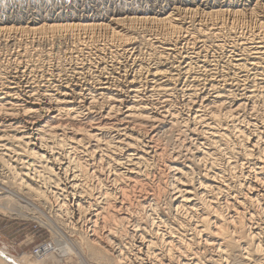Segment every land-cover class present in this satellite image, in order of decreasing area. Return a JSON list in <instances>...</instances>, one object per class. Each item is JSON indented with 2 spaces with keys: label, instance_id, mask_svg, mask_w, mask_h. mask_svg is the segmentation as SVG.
<instances>
[{
  "label": "bare ground",
  "instance_id": "obj_1",
  "mask_svg": "<svg viewBox=\"0 0 264 264\" xmlns=\"http://www.w3.org/2000/svg\"><path fill=\"white\" fill-rule=\"evenodd\" d=\"M248 4V3H247ZM256 4V3H255ZM259 4V3H258ZM257 6V5H256ZM261 8L263 7L264 8V3H262L261 5ZM247 8L249 7L246 6ZM252 7V6H251ZM258 7V6H257ZM247 8H246V11H247ZM259 8V7H258ZM257 8V10H258ZM224 9L220 8V7H212V8H209L208 10L204 9V8H201L199 9L198 7H193V6H184V7H180V8H173L171 9L170 11H164V12H155L153 14H134V15H116V16H113L111 17L109 20H105V21H101V20H94V19H89L87 17H82L81 19H77V20H74V21H62V22H52V23H36V22H33L29 25H10V26H0V32H5V31H11V30H25V29H29V31L31 30H39L42 31V30H52L53 31H59L61 30L59 33L63 31H73V30H89V29H94V28H106V29H109L110 32L109 33H112L115 37H117L118 39L120 40H123L124 43L126 44H131L133 42V39H134V36L132 35H128L127 33H125V28L127 27V30H131L134 23L136 24V22H139V23H144V24H147V23H151V22H154V23H157V24H162V26H165V28L169 31V32H175L176 30H178L180 28V25H182V21H185L183 20L184 17H186L185 15L186 14H190V17L192 15V17H195L197 16L198 14H200L199 16L203 15L205 13V15L209 14V13H215V14H219L220 12H222ZM255 10H253L252 13H254ZM224 12V11H223ZM238 12V11H236ZM243 12V11H240V13ZM203 13V14H202ZM207 13V14H206ZM251 13V15H253ZM210 14V15H211ZM235 14V13H234ZM256 14V13H254ZM264 13H262L261 15H263ZM214 15V14H213ZM237 15V13H236ZM240 15V14H239ZM249 15V13H248ZM260 15V14H259ZM258 15V16H259ZM204 16V15H203ZM243 16V15H242ZM257 16V15H256ZM233 17V16H232ZM202 18V17H201ZM256 19V17H255ZM213 22V21H212ZM257 24V22H255ZM259 26L263 27L264 28V17L260 16L259 18ZM232 24V23H231ZM143 25V24H142ZM153 25V24H152ZM197 25V24H196ZM161 26V27H162ZM220 26V25H219ZM218 26V27H219ZM147 27V26H145ZM160 27V26H159ZM183 27V26H182ZM231 27V26H229ZM195 28V27H194ZM198 31H195L197 32L198 34H200V32L204 29L201 24L199 23L198 24V27H197ZM215 28V26H214ZM222 28V27H221ZM262 28V29H263ZM181 29V28H180ZM185 29V28H183ZM182 29V30H183ZM189 29V28H188ZM228 29V28H227ZM261 29V28H260ZM261 29V30H262ZM103 30V29H102ZM126 30V31H127ZM134 30V29H133ZM164 30V29H163ZM166 30V31H167ZM196 30V29H195ZM211 30V28L209 29ZM220 30V29H219ZM222 30V29H221ZM220 30V31H221ZM47 31L45 33H47ZM56 31V32H57ZM136 31V30H135ZM134 31V33H135ZM181 31V30H180ZM176 32V33H181V32ZM185 31V30H184ZM187 31V29H186ZM205 31V30H204ZM219 31V32H220ZM227 31V30H226ZM34 32V31H33ZM38 32V31H37ZM43 32V31H42ZM88 32V31H87ZM93 32V31H91ZM90 32V34H91ZM168 32V33H169ZM191 32V31H189ZM217 32V31H216ZM215 32V34H216ZM233 32V31H232ZM7 33V32H6ZM30 33V32H29ZM74 33V31H73ZM83 33V32H82ZM89 33V32H88ZM129 33V31H128ZM165 33V32H164ZM188 33V31H187ZM192 33V32H191ZM203 33V32H202ZM210 33V32H208ZM213 32H211V35H212ZM228 33V32H227ZM256 32H254L255 34ZM52 34V33H51ZM54 34V32H53ZM58 34V33H57ZM71 34V33H70ZM132 34V32H131ZM174 34V33H173ZM185 34V33H184ZM182 35L183 36H186V35ZM190 34V33H189ZM193 34V33H192ZM196 34V33H195ZM195 34H193L195 36ZM218 34V32H217ZM74 35V34H71V36ZM85 35V33H84ZM111 35V34H110ZM111 35V36H113ZM134 35V34H133ZM159 35V34H158ZM166 35V34H165ZM169 35V34H168ZM193 35H190V36H193ZM256 35V34H255ZM51 36V35H50ZM59 36V34L57 35ZM62 36V34H61ZM161 36V35H160ZM175 36H178V35H175ZM200 36V35H198ZM197 36V37H198ZM207 36V35H206ZM205 36V37H206ZM253 36V35H251ZM64 37V36H63ZM66 37V36H65ZM73 37V36H72ZM89 37V36H88ZM156 37V36H155ZM167 37V36H166ZM171 37V35H170ZM188 37V36H187ZM201 37V36H200ZM60 38V36H59ZM68 38V37H67ZM78 38V37H77ZM113 38V37H112ZM136 36H135V40H136ZM169 38V37H168ZM196 38V37H195ZM227 38V36H226ZM250 38V37H249ZM248 38V39H249ZM254 38V37H253ZM256 38V37H255ZM69 39V38H68ZM118 39H116L118 41ZM161 39V38H160ZM162 39H164L162 37ZM172 39V38H171ZM189 39V37H188ZM193 39V38H192ZM225 39V38H224ZM244 39V38H243ZM73 40V39H71ZM77 40V39H76ZM75 40V41H76ZM80 40V39H78ZM119 40V41H120ZM147 40V39H146ZM165 40H167L165 38ZM170 40V38L168 39V41ZM179 40V39H178ZM187 40V39H186ZM197 40L198 41V38L197 39H194V41ZM203 40V39H202ZM206 40V39H205ZM226 40V39H225ZM262 40V39H261ZM248 41L247 43H241L243 45V47L241 48V53L240 54H237V56L235 58H233L232 56V59H230V62L233 69L234 70H238V71H242L244 72V76L248 79H250L251 81H253L252 83H255L257 82L258 84L256 86L254 85H248V98H252L253 96L256 95V97L258 98H261L260 96V93L258 94L257 92L259 91L260 92V88L263 89L264 91V68H263V61H264V40L262 41ZM74 41V43H75ZM84 41V40H83ZM119 41L117 43H119ZM122 41V42H123ZM159 41V40H157ZM174 41H176L174 39ZM222 41V40H221ZM73 42V41H72ZM77 42V41H76ZM93 42V41H92ZM163 42V41H162ZM161 42V43H162ZM182 42V41H181ZM181 42H178V43H181ZM187 42L189 43V41L187 40ZM191 42V40H190ZM200 42V41H199ZM204 42V41H203ZM168 43V42H167ZM193 43V42H192ZM202 42H200L201 44ZM232 43V42H231ZM89 44V43H88ZM120 44V43H119ZM135 44V43H134ZM165 44V43H164ZM199 44V43H198ZM91 45V43H90ZM110 45V44H109ZM118 45V44H117ZM122 45V44H121ZM120 45V46H121ZM133 45V44H132ZM151 45V44H150ZM191 45V44H190ZM189 45V46H190ZM194 45V44H193ZM191 45V46H193ZM204 45V43H203ZM220 45V44H219ZM83 46V45H82ZM119 46V47H120ZM159 46V45H158ZM164 46V45H163ZM166 46V45H165ZM188 46V45H187ZM190 46V47H191ZM75 47V46H74ZM118 47V46H117ZM161 47V46H160ZM159 47V48H160ZM188 47V48H190ZM198 47V46H197ZM196 47V48H197ZM235 47V46H234ZM13 48V47H12ZM73 48V46H72ZM76 48V47H75ZM80 48V47H79ZM88 48V47H87ZM94 48V47H93ZM98 48V47H97ZM102 48V47H100ZM133 48V47H132ZM155 48V47H154ZM164 48V47H162ZM176 48H178L176 46V42L174 43H168L167 44V47H166V50H172V51H175ZM186 48V47H185ZM203 48V46H202ZM74 49V48H73ZM123 49V48H122ZM127 49H129L127 47ZM126 49V50H127ZM165 49V48H164ZM187 49V48H186ZM94 50H96L94 48ZM121 50V47L120 49ZM118 50V51H119ZM125 50V49H124ZM132 50V49H131ZM178 50V49H177ZM201 50V49H200ZM203 50V49H202ZM77 51V50H76ZM75 51V52H76ZM102 51V50H101ZM110 51V50H109ZM128 51V50H127ZM160 51V50H159ZM158 51V52H159ZM8 52V51H7ZM163 52V50L161 51ZM170 52V51H169ZM180 52V51H179ZM178 52V53H179ZM190 52V51H189ZM193 52V51H191ZM198 52H200L198 50ZM197 52V50L195 51V54L194 56L189 55L187 54V52L184 54L183 58L185 59V62H186V65L183 68V75H185L184 73H188L189 69L191 67H193L192 65L193 64H196L197 63V56L199 55ZM70 53V52H69ZM77 53V52H76ZM92 53V51H91ZM114 53V52H113ZM117 53V52H116ZM120 53V52H119ZM165 53V52H164ZM172 53V52H171ZM194 53V52H193ZM21 54V53H20ZM57 54V53H56ZM71 54V53H70ZM126 54V53H125ZM159 54V53H158ZM167 54V53H166ZM117 55H119L117 53ZM122 54H120L121 56ZM168 55V54H167ZM166 55V57H167ZM172 55V54H171ZM169 55V56H171ZM176 55V54H175ZM104 56V55H103ZM103 56L101 58H103ZM129 56V55H128ZM174 55H172V58ZM203 56V55H201ZM59 57V56H58ZM76 57V55H75ZM113 57V56H112ZM159 57V56H158ZM163 57V55L161 56V58ZM177 57V56H176ZM229 57V55H228ZM9 58V57H8ZM84 58V57H83ZM96 58V57H95ZM98 58V57H97ZM117 58V57H116ZM120 58V57H119ZM169 58V57H168ZM167 58V60H168ZM182 57H180L181 59ZM182 58V59H183ZM206 58V57H204ZM227 58V57H226ZM78 59V58H77ZM104 59V58H103ZM136 59V58H135ZM150 59V58H149ZM158 59V58H157ZM165 58H163L162 60H164ZM176 59V58H175ZM200 59V58H199ZM75 60V59H74ZM85 60V59H84ZM94 60V59H93ZM101 60V59H100ZM115 60V59H114ZM119 60V59H118ZM117 60V61H118ZM201 60V59H200ZM205 60V59H204ZM91 62V59L89 60ZM169 61V60H168ZM180 61V60H179ZM21 62V61H19ZM18 62V63H19ZM77 62V61H76ZM75 62V63H76ZM79 62V61H78ZM105 62V61H104ZM103 62V63H104ZM113 62V61H112ZM144 62V61H143ZM175 62V61H174ZM183 62V61H182ZM206 62V61H205ZM24 63V62H23ZM31 63V62H30ZM97 63V61H96ZM155 63V62H154ZM171 63V62H170ZM173 63V62H172ZM226 63V61H225ZM228 63V64H229ZM26 64V63H25ZM99 64V62H98ZM159 64H163V63H159ZM158 64V66H159ZM181 64V63H180ZM2 65V64H1ZM7 65V64H6ZM19 65V64H18ZM21 65V64H20ZM35 65V64H33ZM73 65V64H72ZM85 65V64H84ZM87 65V64H86ZM89 65V64H88ZM140 65V64H138ZM142 65V64H141ZM164 65V64H163ZM178 65V63H177ZM203 65V64H202ZM215 65V64H214ZM17 66V65H16ZM24 66V65H23ZM32 66V65H31ZM30 66V67H31ZM82 66V65H81ZM90 66V65H89ZM102 66V65H101ZM144 66V65H143ZM151 66V64L148 65V67ZM158 66H155L154 68H151V69H148L147 70V73L148 75L150 76V79H151V87L154 91H160V92H164V91H169L170 87H168L170 85V83L172 82L173 79V73L175 72H169L167 70H164V69H161L159 68ZM172 66V65H171ZM170 66V67H171ZM176 65H173V68H175ZM213 66V64H212ZM230 66V65H229ZM4 67V66H3ZM35 67V66H34ZM77 67V66H76ZM97 67V66H96ZM138 67V66H137ZM153 67V66H152ZM164 67V66H163ZM180 67V66H179ZM217 67V66H216ZM9 68V67H8ZM7 68V69H8ZM73 68V67H72ZM81 68V67H80ZM87 68V67H86ZM90 68V67H89ZM117 68V67H116ZM115 68V69H116ZM141 68L145 69L144 67L141 66ZM178 68V67H177ZM176 68V70H177ZM194 68V67H193ZM192 68V69H193ZM199 68V67H198ZM208 68V67H207ZM10 69H11V66H10ZM12 69H14L12 67ZM83 69V67H82ZM88 69V68H87ZM85 69V70H87ZM98 69V68H97ZM102 69V68H101ZM168 69V68H167ZM170 69V68H169ZM191 69V70H192ZM197 69V68H196ZM202 69V68H201ZM204 69V67H203ZM202 69V70H203ZM209 69V68H208ZM207 69V70H208ZM221 69V68H220ZM218 69V70H220ZM232 69V68H231ZM232 69V70H233ZM6 70V69H4ZM9 70V69H8ZM30 70V69H29ZM28 70V72H29ZM79 70V69H78ZM90 70V69H89ZM105 70V69H104ZM126 70V69H125ZM136 70H140V69H136ZM171 70V69H170ZM199 70V69H197ZM196 70V71H197ZM206 70V69H205ZM223 70V69H222ZM221 70V72H222ZM14 71V70H13ZM7 72V74H11V76H7L6 78H2L4 80H1L2 83H1V86H0V110L2 109H9V107H12L13 105H16L17 104V101L19 100V95L17 94L18 91L20 92V80H17L19 79L20 77H18V75H20L22 72H25V69L21 70V68H19L18 66L15 68V71L14 72ZM32 71V70H31ZM30 71V72H31ZM71 70H69L70 72ZM74 71V70H73ZM81 71V69H80ZM91 71V70H90ZM141 71V70H140ZM194 71V70H193ZM210 71V70H209ZM216 71V70H215ZM225 71V69H224ZM223 71V72H224ZM230 71V69H229ZM237 71V72H238ZM5 72V71H4ZM27 72V73H28ZM75 72V71H74ZM73 72V73H74ZM88 72V71H86ZM99 72V71H98ZM101 72V70H100ZM106 72V71H104ZM195 72V71H194ZM206 71H204L203 73H205ZM208 72V71H207ZM211 72V71H210ZM220 72V74H221ZM6 73V72H5ZM26 73V74H27ZM53 73V72H52ZM78 73V72H77ZM109 73V72H108ZM124 73V72H123ZM138 73V72H136ZM146 73V74H147ZM191 73V72H190ZM235 73V72H234ZM232 72V75L234 74ZM1 74V73H0ZM14 74V75H13ZM54 74V73H53ZM51 74V75H53ZM57 74V73H56ZM68 74V73H67ZM80 74V73H79ZM84 74V73H83ZM104 74V73H103ZM107 74V73H105ZM111 74V73H110ZM140 74V73H139ZM138 74V75H139ZM176 74V73H175ZM181 74V73H180ZM195 74V73H194ZM201 74H202V71H201ZM206 74V73H205ZM212 74V73H211ZM214 74V73H213ZM219 74V73H218ZM225 74V73H224ZM30 75V74H28ZM59 75V74H57ZM55 75V76H57ZM69 75V74H68ZM74 75V74H73ZM81 75V74H80ZM89 75V74H88ZM94 75V74H93ZM98 75V74H97ZM102 75V74H100ZM124 75V74H123ZM138 75L136 74V76L138 77ZM182 75V74H181ZM200 75V74H199ZM215 75V74H214ZM242 75V74H241ZM21 76V75H20ZM25 76V75H24ZM33 76V75H32ZM50 76V75H49ZM86 76V75H85ZM131 76V75H130ZM129 76V77H130ZM133 76V75H132ZM145 76V75H144ZM142 76V77H144ZM194 76V75H193ZM198 76V75H196ZM195 76V77H196ZM205 76V75H204ZM209 76V74H208ZM212 76V75H210ZM217 76V74H216ZM228 76V75H227ZM235 76H236V73H235ZM1 77V75H0ZM65 77H67L65 75ZM72 77V76H71ZM81 77V76H79ZM83 77L82 76V80H83ZM97 77V76H96ZM95 77V78H96ZM102 77V76H101ZM100 77L99 80H97L98 82H96V80H94L96 82V86L95 88L93 89H87L85 91H83L80 87H79V84L77 83V80L75 81V83H71V82H65L64 80V84L60 85L59 86L57 85V88L54 89H48L47 87L44 86V89H39L38 90V87L35 86V81L34 82H30L29 85L27 86L28 89L23 91V99L25 101V103L22 105H20L21 107V111H22V117H9V116H1L0 115V195H5L8 193V195L6 196V199L10 202H12V200L15 201V199L17 198L19 200L20 196H26L28 197V199H33V200H36L37 202L41 203V204H45V203H49L50 201L53 200V202H55L57 208L56 209H53L52 211H54L56 214L55 216L57 217V222L61 225H66L69 229H72L73 231H77L79 232L83 239L79 242V246L82 247L83 249H88L89 251V256L91 257L89 261H94L93 264H205L204 262H202L204 259H200L199 258V255L201 256V254L205 252H201V254H199L200 252H198V248L195 247V244H194V241L195 239L193 240L191 237L187 238L186 237V233L184 234L182 231L185 232V230H180V228H177L175 226H173V223L171 224L167 218H165L163 216V214L161 213V209L159 208V201L156 200L155 198H146L148 196H146L145 198L140 197V200H134L136 206H133L134 204H132L129 200V199H124V198H107V197H104L103 198H98V197H89V195L91 196V194L89 195H84V193H90V184H89V177H91L90 175L92 174V171H91V174L88 173V170H87V167L86 165V162L82 159V157L79 154V148L82 147V138L80 139H77V133L80 137H93L95 138L94 140H98L97 143H99V139H97V137H99V128H100V125H98V128L97 127H94L95 125H89V127H92V128H82L81 126L78 127V131L80 132H77V128L76 131V135H74V133L72 132L73 135H70V136H66V135H58V134H55L56 131H54L55 133L54 134H50L49 132L47 133V131L45 130V127L46 126H49L50 127V123H48L50 120H58L57 118H61L63 116L69 118V119H72V121L74 120V118H76V115H78V113L80 112V108L82 109L83 107H86V110L87 108L90 109L92 107H94L96 105V102H98L99 99H106L108 102H109V106L106 107V109H101L100 107L102 106L101 103L103 102H100V107L98 109H101V110H98L100 111L99 114H102L104 115L103 113L105 112H110L111 111H118L120 114H122L123 116L122 117H131V116H136V117H143V118H147V120H150L148 118H153L155 117V115H157L158 113L154 112V111H151V108H148L145 103L141 100V98H139V85H138V82L136 81V79L134 78L135 76H133V78H130V80H128V89L126 90V95L122 96V91L120 89L122 88H118L116 87V93L114 91H112L113 89V86L111 88V84H109V82L105 79L103 81V79ZM107 77V76H106ZM111 77V76H110ZM122 77V76H121ZM128 77V78H129ZM178 77V76H177ZM215 77V76H214ZM224 77V76H222ZM226 77V76H225ZM230 77V76H229ZM239 77V76H238ZM242 77V76H241ZM244 77V78H245ZM22 78V76H21ZM68 78V77H67ZM70 78V77H69ZM73 78V77H72ZM94 78V79H95ZM108 78V77H107ZM126 78V77H124ZM141 78V77H140ZM148 78V77H147ZM179 78V77H178ZM182 78V77H181ZM198 78V77H197ZM205 78V77H204ZM202 78V79H204ZM211 78V77H210ZM218 78V77H217ZM236 78V77H235ZM243 78V79H244ZM245 78V79H246ZM85 79V78H84ZM109 79V78H108ZM120 79V78H119ZM118 79V80H119ZM139 79V77H138ZM146 79V77H145ZM183 79V78H182ZM181 79V81H182ZM199 79H200V76H199ZM219 79V78H218ZM224 79V78H223ZM227 79V78H226ZM225 79V80H226ZM242 79V81H243ZM67 80V79H66ZM81 80V81H82ZM144 80V79H143ZM148 80V79H147ZM146 80V81H147ZM178 80V79H176ZM186 80V79H184ZM190 80V79H189ZM193 80V79H192ZM207 80V79H206ZM230 80V79H229ZM238 80V79H237ZM20 81V82H19ZM28 81V80H27ZM30 81V80H29ZM55 81V80H54ZM61 81V80H60ZM79 81V80H78ZM85 81V80H84ZM122 81V80H121ZM142 81V80H141ZM145 81V83H146ZM179 81V80H178ZM195 81V79H194ZM201 81V80H200ZM219 81V80H218ZM224 81V80H223ZM249 81V80H247ZM73 82V81H72ZM93 82V81H92ZM113 82V81H112ZM127 82V80H126ZM150 82V81H149ZM180 82V81H179ZM199 82V81H198ZM204 82V81H203ZM212 82V81H211ZM225 82V81H224ZM236 81H234L233 83H235ZM239 82V81H237ZM22 83V82H21ZM37 83V82H36ZM41 83V82H40ZM62 83V82H61ZM84 83V82H83ZM81 83V84H83ZM114 83V82H113ZM118 83V82H117ZM176 83V82H175ZM173 82V84H175ZM200 83V82H199ZM206 83V82H205ZM226 83V82H225ZM230 83V82H229ZM39 84V83H38ZM37 84V85H38ZM93 85V83H91ZM143 84V83H141ZM172 84V85H173ZM198 84V83H197ZM196 84V85H197ZM204 84V83H202ZM208 84V83H207ZM218 84V83H217ZM228 84V82H227ZM240 84V82H239ZM243 84V83H242ZM260 84H262L260 86ZM114 85H116L114 83ZM180 85V84H179ZM193 85V84H192ZM195 85V84H194ZM205 85V84H204ZM211 87L213 86V84L211 85V83L209 84ZM207 85V86H209ZM221 85V84H220ZM232 85V84H231ZM237 85V84H236ZM235 85V86H236ZM241 85V84H240ZM49 86V85H48ZM51 86V85H50ZM53 86V85H52ZM89 86V85H88ZM95 86V85H94ZM127 86V85H125ZM142 86V85H141ZM140 86V87H141ZM217 86V85H216ZM222 86L223 83H222ZM230 86V85H229ZM228 86V87H229ZM244 86V85H242ZM180 87V86H179ZM196 87V86H195ZM193 87L194 89L192 88H189L187 90H196L197 87L195 88ZM202 87V86H200ZM210 87V89H211ZM215 87V86H214ZM231 87V86H230ZM257 87V88H256ZM40 88V87H39ZM47 88V89H45ZM89 88V87H87ZM126 88V87H125ZM146 87H144L145 89ZM174 88V87H172ZM176 88V87H175ZM184 89L186 87H183ZM188 88V87H187ZM205 89L207 87H204ZM209 88V87H208ZM213 88V87H212ZM238 88V87H237ZM242 89V87H240ZM247 88V87H246ZM259 88V89H258ZM84 89V88H83ZM149 89V88H148ZM182 89V88H181ZM199 89V87H198ZM209 89V90H210ZM225 89V87L223 88ZM229 89V88H227ZM240 89V90H241ZM245 89V88H244ZM85 90V89H84ZM123 90V89H122ZM143 90V89H142ZM146 90V89H145ZM176 90H179L180 91V88L179 89H176ZM190 90V91H191ZM203 90V89H202ZM219 91L222 90V89H218ZM239 90V88L237 89ZM239 90V91H240ZM147 91V90H146ZM145 91V92H146ZM152 91V90H151ZM153 91V92H154ZM173 91V90H172ZM213 91V89L211 90ZM225 91V90H224ZM231 91V90H230ZM237 91V92H239ZM114 92V93H113ZM149 92H150V89H149ZM152 92V93H153ZM159 92V93H160ZM175 92V90H174ZM177 92V91H176ZM175 92V93H176ZM185 92V91H183ZM197 92V91H196ZM199 92V91H198ZM197 92V93H198ZM206 92V91H205ZM223 91H221L220 93H222ZM243 92V91H242ZM22 93V92H21ZM148 93V92H147ZM150 93V94H152ZM155 93V92H154ZM159 93L156 92V94L158 95ZM167 93V92H166ZM180 93V92H179ZM195 92H193L194 94ZM212 93V92H210ZM209 93V94H210ZM215 93V92H214ZM226 94V92H224ZM231 93V92H230ZM246 93V92H245ZM259 96H257V94ZM264 93V92H263ZM143 94V92H142ZM164 94V93H163ZM169 96H170V92H168ZM167 94V95H168ZM171 94H174V93H171ZM181 94V93H180ZM189 95L191 93H188ZM239 94V93H238ZM236 94V95H238ZM241 94V93H240ZM146 95V94H145ZM149 94H147L146 96H148ZM155 95V94H154ZM156 95V96H157ZM196 95V94H195ZM199 95V94H198ZM223 96H226L222 93ZM222 95H219L218 94V91L216 94H213L212 96L210 95V98H205V99H202V100H199L201 102H198L199 105H197V109H195L194 112V116H193V121H199L200 122V127L197 128V134H199L200 136V139H201V142L199 143L198 142V145L200 146V149H198V153H199V161L201 162L202 159L204 161V163L202 164H207V162L211 165V166H215L217 165L216 164V158H213V154H212V149L214 150V147H216V149H219L220 152L222 153H225L226 156L228 155H233V154H238V158H240L242 161L245 160V162L247 164H249L248 166V174H247V171L245 172L246 175H249V174H253L255 180L252 179H247L248 176H243V172L244 170L243 167H240V166H243L242 163L240 164L239 166V169H240V175H238V177L236 176L237 178V182L239 184H237V186L239 185V187H242V189L245 191L242 192L244 194L243 196V200H240L238 199L239 196L235 197H229L225 200L224 202V206H221V202L219 203L216 198L218 197H215L216 193H219L223 190V188H227V187H230L233 186H227L228 183H225V179H223L224 177L222 175H220L219 173H217V171L215 172L214 169L212 170L211 169V166H210V170H206L205 173L202 172V174L200 175L199 174V178L198 179H195V176L192 174L194 171H191V168L188 167H183V166H178L175 164H172L169 165L171 168H173V172H174V187H172L174 190H175V195L173 196L172 199H170L169 197V204L171 207L174 208V211L180 213L183 212V210H185V212H189L190 214H193L192 212H194L196 209L200 210L199 213L198 211L196 212V216H197V219L198 221H194L196 223H199V225L195 224V228L193 230L197 231L198 235L201 236L200 234H206L203 238H204V251L205 250V244H210V246H213V244L216 243V245L219 247L218 251L221 253L223 252L222 254H224L225 251H229L231 249H234V248H238L240 247L239 246V240L236 239L237 237V233H241L244 234V236H240V240L242 239L244 241V244L245 246L242 248H239V249H243L244 252H242L239 256H230V253H228L227 255L230 256L231 258H235V257H238L237 260H240L241 263H248L249 261L250 264H256V263H263L264 264V242H262V240L259 239V237L257 236L258 235V232H256V228L254 227H251V228H254V229H250L249 231L247 230L246 228V225H245V219L246 218H250L252 217V215L250 216L248 213V217H246V212L244 211V205L246 204V202H249V204H259L261 205L262 209L260 212L264 213V155H263V150H264V147L262 146V142L263 141V138H264V120L262 118V120H260V122H258V120L256 119V121L254 120V122L251 120L248 121V123H246L247 119L245 118V125L246 126H243L244 123H242V126L238 124H236L234 122L235 120V117H237V115L234 117V116H231L233 115L231 113V111L233 112L235 109H237L238 107H234L235 109L232 108V110H229L230 113L227 114L230 119V116H231V119H230V124H227L225 121L229 120L228 118H223L225 113H223L222 110H226L227 107H230L227 106L225 108V105H224V101H222L221 99V96ZM227 95H230L229 93ZM234 95V93H233ZM244 95V94H243ZM11 96H16L14 97V99L16 100V102H13V98H11ZM144 96V95H143ZM150 96V95H149ZM166 96V95H165ZM188 96V95H187ZM186 96V97H187ZM193 98L194 96L191 95ZM197 96V95H196ZM195 96V97H196ZM206 96V95H205ZM232 96V95H231ZM242 96V95H241ZM145 97V96H144ZM151 97V96H150ZM158 97V96H157ZM164 97V96H163ZM172 97V95H171ZM170 97V98H171ZM174 97V96H173ZM178 97V96H177ZM189 97V96H188ZM187 97V98H188ZM230 97V96H229ZM233 97L235 98V96H232V99ZM240 97V96H239ZM246 97V98H247ZM255 97V99H256ZM264 97V96H263ZM41 98L45 99L44 102L41 101ZM148 98V97H147ZM167 98V97H165ZM190 98V97H189ZM204 98V97H203ZM237 98V97H236ZM244 98V97H243ZM150 99V98H149ZM161 99H164V98H161ZM169 99V98H168ZM200 99V98H199ZM103 100V101H104ZM105 100V101H106ZM145 100V99H144ZM154 100V99H153ZM156 100V99H155ZM170 100V99H169ZM172 100V99H171ZM190 100V99H189ZM193 100V99H191ZM188 101V102H193V101ZM226 100V99H225ZM234 100V99H233ZM231 100V101H233ZM241 100V99H240ZM248 100V99H246ZM245 100V101H246ZM252 100V99H250ZM254 100V98H253ZM263 100V99H262ZM261 100V101H262ZM99 101H102V100H99ZM147 101V99H146ZM157 101V100H156ZM177 101V100H176ZM187 101V100H186ZM195 101H196V98H195ZM227 101V100H226ZM239 101V100H238ZM258 101V100H256ZM23 102V101H22ZM21 102V103H22ZM158 102V101H157ZM162 102V101H160ZM160 102L158 103L159 105ZM244 102V101H243ZM242 102V103H243ZM107 103V102H106ZM152 103V102H151ZM154 103V102H153ZM152 103V105H153ZM167 103V102H166ZM166 103H164L165 105H167ZM169 103V102H168ZM197 103V102H196ZM245 103V102H244ZM244 103L242 105H244ZM251 104V107H257V105L255 106V103L254 101L253 102H250ZM252 103H254V105L252 106ZM98 104V103H97ZM170 104V103H169ZM187 104V102H186ZM227 104V102H226ZM229 104V103H228ZM232 104V103H230ZM236 104H237V101H236ZM239 104H241V102H239ZM238 104V105H239ZM10 105V106H8ZM19 104H17L15 107L16 109H18ZM108 105V104H107ZM151 105V107H152ZM249 105V104H248ZM249 105V106H250ZM260 105V104H259ZM258 105V106H259ZM8 106V107H6ZM98 106V105H97ZM156 106V105H154ZM247 106V105H246ZM261 106V105H260ZM263 106V104H262ZM14 107V108H15ZM171 107V106H170ZM220 107H221V116L220 114L217 113V111H220ZM243 107V106H242ZM13 108V107H12ZM13 108V109H14ZM96 108V107H95ZM154 108V107H153ZM156 108V107H155ZM159 108H162V107H159ZM164 108V107H163ZM190 108V107H189ZM202 108V109H200ZM209 108V110L207 109ZM245 108V107H243ZM242 108V109H243ZM247 108V107H246ZM255 108L253 110H255ZM260 108V107H259ZM11 109V108H10ZM9 109V110H10ZM93 109V108H92ZM157 109V108H156ZM166 109V108H165ZM165 109L164 111H162V114L163 115H167V114H164L163 112H165ZM171 109V108H170ZM193 109V108H192ZM204 109L207 110V112H204ZM240 109V108H238ZM240 109V110H242ZM251 109V108H250ZM251 109V110H252ZM257 109V108H256ZM83 110V109H82ZM91 110V109H90ZM90 110H87V112L89 113ZM169 111V108L167 109ZM6 111V110H5ZM95 111V110H94ZM245 111V110H244ZM247 111V110H246ZM4 112V111H3ZM3 112L2 115H3ZM10 112V111H9ZM8 112V113H9ZM14 112V111H13ZM11 112V113H13ZM86 112V113H87ZM91 112H93V110H91ZM117 112V113H118ZM167 112V111H166ZM261 112V111H259ZM4 113H7V112H4ZM11 113H9L11 115ZM16 113V111H15ZM20 112L18 111V114ZM95 113V112H94ZM97 113V111H96ZM168 113V112H167ZM236 113H239L238 110ZM248 113H249V109H248ZM254 113V111H253ZM255 113H258V112H255ZM17 114V113H16ZM21 114V113H20ZM113 114V113H112ZM160 114V115H162ZM173 114V113H171ZM169 113V116L171 115ZM177 114V113H176ZM189 114V113H188ZM247 114V113H245ZM245 114L242 115L245 117ZM262 113H260L261 115ZM8 115V114H7ZM94 115V114H93ZM115 115V114H114ZM241 115V114H240ZM250 116H252L251 114H249ZM21 116V115H20ZM40 118L38 121H33V117H37V118ZM85 116V115H84ZM97 116V115H96ZM109 116L112 117V115L109 114ZM116 116V115H115ZM113 116V117H115ZM169 116H168V119H169ZM172 116V115H171ZM170 116V118H171ZM249 116V118H250ZM259 116V115H258ZM78 117V116H77ZM79 117H82L79 115ZM91 117V116H90ZM100 117V115H99ZM105 118L108 117V116H104ZM103 117V118H104ZM120 117V116H119ZM133 117V118H134ZM159 117V116H158ZM157 117V118H158ZM162 117H165V116H162ZM177 117V116H176ZM84 118V117H83ZM82 118V119H83ZM94 118V117H93ZM98 118V117H97ZM142 118V119H143ZM161 118V117H160ZM167 118V117H166ZM188 118V117H187ZM243 118V117H242ZM248 118V116H247ZM255 118V117H254ZM261 118V116H260ZM31 119V121H29ZM63 119V118H61ZM60 119V120H61ZM79 118H77V121H78ZM87 119V118H86ZM89 119H92V118H88L87 120ZM100 119V118H99ZM98 119V120H99ZM110 119V118H109ZM115 119V118H114ZM118 119V118H117ZM153 119H151L153 121ZM159 119V118H158ZM157 119V120H158ZM163 119V118H162ZM172 119V118H171ZM170 119V121H172ZM184 119V118H183ZM192 119V118H191ZM236 119H239L237 121H242L241 120V117L240 118H236ZM259 119V117H258ZM52 120V121H53ZM66 120V119H64ZM125 120V119H124ZM139 120V119H137ZM156 120V119H154ZM174 120V119H173ZM62 121V120H61ZM71 121V122H72ZM93 121V120H92ZM91 121V122H92ZM101 121V119H100ZM99 121V123H100ZM103 121V119H102ZM115 121V120H114ZM127 121V120H126ZM140 121V120H139ZM177 121V120H176ZM184 121V120H182ZM191 121V120H190ZM56 122V121H55ZM60 122V121H59ZM67 122V121H66ZM65 122V123H66ZM85 122V121H82V123ZM89 122V121H87ZM86 122V123H87ZM90 122V123H91ZM124 122V121H123ZM138 122V121H136ZM180 122V120L178 121ZM176 122V123H178ZM188 122V121H187ZM243 122V121H242ZM52 123V122H51ZM62 123V122H61ZM70 123V122H69ZM78 123V122H77ZM76 123V124H77ZM79 123H80V120H79ZM88 123V124H90ZM94 123V122H92ZM91 123V124H92ZM97 123V122H96ZM108 123V122H107ZM125 123V122H124ZM131 123V122H130ZM132 123H134L132 121ZM157 123V122H156ZM173 123V122H172ZM183 123H185L186 125V122L184 121ZM182 123V124H183ZM195 123V122H194ZM257 123H260V125L258 126ZM50 124V125H48ZM56 124V123H55ZM68 124V122H67ZM71 124V123H70ZM69 124V126H70ZM75 124V123H74ZM73 124V125H74ZM106 124V123H104ZM113 125H115L116 123L112 122ZM136 124H139L141 125L140 123H136ZM144 124V123H143ZM150 124V123H149ZM153 124V123H152ZM181 124V123H180ZM198 124V123H197ZM57 125V126H56ZM55 126L59 129V126L63 125V124H56ZM65 125V124H64ZM61 126L60 128H64L65 126ZM82 125V124H81ZM96 125V126H97ZM109 125V124H108ZM111 125V124H110ZM122 125V124H121ZM127 125V123H126ZM119 126L118 124H116L115 126H117V129L116 130H119L118 132H120V134L122 133L123 134V140H132L134 142V139L136 140V138H134L135 136H133V131H129L125 126ZM138 125V127H139ZM156 125V124H155ZM184 125V124H183ZM184 125V126H185ZM190 125V124H189ZM192 125V124H191ZM52 126V125H51ZM55 126H52L53 128ZM75 126V125H74ZM78 126V124H77ZM83 126V125H82ZM102 126V124H101ZM137 126V125H135ZM170 126V125H169ZM188 126V124L186 125V127ZM193 126V125H192ZM195 126V125H194ZM196 126H199V125H196ZM105 127V126H104ZM103 127V128H104ZM112 127V126H111ZM131 127V126H130ZM133 127V126H132ZM254 127L258 128L259 130H256L258 131L257 134L255 133H251L252 129H254ZM63 128L61 129L63 131ZM74 128V127H73ZM72 128V129H73ZM107 128V126H106ZM105 128V129H106ZM116 128V127H114ZM114 128H111V129H114ZM137 128V127H136ZM134 129V130H137V129ZM141 128V127H140ZM175 128V127H174ZM192 127H190V130H191ZM196 128V127H195ZM51 129V128H49ZM66 129V127H65ZM71 129V127H70ZM74 129V130H75ZM102 129V127H101ZM109 129V131L111 130ZM133 129V128H131ZM139 129V128H138ZM173 129V127H172ZM247 129H248V132H247ZM48 130V129H47ZM68 130V129H66ZM83 130V131H82ZM188 130V129H187ZM52 131V130H51ZM52 131V133H53ZM82 131V132H81ZM101 131V130H100ZM142 131V130H140ZM104 132V131H103ZM117 132V134H118ZM135 132L137 131H134V135H135ZM146 132V131H145ZM191 132V131H189ZM193 132V130H192ZM196 132V131H195ZM139 133V131H138ZM147 133V132H146ZM62 134V132L60 133ZM109 134V133H108ZM114 134V133H113ZM116 134V135H117ZM145 134V133H144ZM195 134V133H194ZM103 135V134H102ZM111 135V134H110ZM119 135V134H118ZM137 135V133H136ZM140 135V134H139ZM196 135V134H195ZM232 135V136H231ZM78 136V137H79ZM105 136V135H104ZM121 136V135H120ZM144 136V135H143ZM147 136V135H146ZM184 136V135H183ZM193 136V135H192ZM101 137V136H100ZM112 137V136H111ZM110 137V139H111ZM151 137V135H150ZM150 137L148 139V141L150 140ZM191 137V136H190ZM197 137V136H196ZM234 137V138H233ZM119 138V137H118ZM146 138V137H145ZM184 138V137H183ZM193 138V137H192ZM195 138V137H194ZM232 138L234 140H232ZM87 139V138H86ZM103 139V138H102ZM105 139V138H104ZM117 139V138H116ZM143 139V138H142ZM199 139V138H198ZM82 140V141H81ZM85 140V139H84ZM93 140V139H92ZM106 140H108V138L105 139V142L106 143H109L107 142ZM118 140V139H117ZM123 140L121 141L120 139V142L122 143ZM139 139H137L138 141ZM153 140V139H152ZM203 140V142H202ZM89 141V140H88ZM100 141H104V140H100ZM110 141V140H109ZM140 141V140H139ZM147 141V140H145ZM197 141V140H196ZM234 141V142H233ZM87 142V141H86ZM112 142V141H111ZM116 142V140L114 141ZM118 142V141H117ZM118 142V143H120ZM136 142V141H135ZM141 142V141H140ZM144 142V141H143ZM233 142V143H232ZM264 142V141H263ZM89 143V142H88ZM91 143V142H90ZM93 143V142H92ZM102 144H105L103 142H100ZM117 143V144H118ZM126 143V141L124 142V144ZM131 144V142H129ZM127 142V145L129 144ZM137 143V142H136ZM142 143V142H141ZM151 143V142H150ZM236 145V149L237 151L235 150L234 151V147H232V144ZM96 144V142H95ZM93 144V146L95 145ZM112 144L115 145V143H111L109 146H105L107 147L108 149L107 152L111 153L113 152L112 150ZM134 144V143H133ZM143 144V143H142ZM192 144V143H191ZM190 144V145H191ZM197 144V143H196ZM195 144V145H196ZM107 145V144H106ZM120 145V144H119ZM138 145V144H137ZM140 145V144H139ZM145 145V143H144ZM210 145V146H209ZM87 146V144H86ZM85 146V147H86ZM89 146V145H88ZM102 146V145H101ZM100 146V147H101ZM124 146V145H123ZM143 146V145H142ZM154 146V144H153ZM152 144H150V146L148 147V143H147V147L150 148V147H153ZM192 146V145H191ZM194 146V145H193ZM192 146V147H193ZM197 146V145H196ZM195 146V147H196ZM209 146V147H207ZM79 147V148H78ZM96 147H98L96 145ZM94 148V149H98V148ZM99 147V151H101L100 149H104L103 147L100 148ZM115 147H118V146H115ZM114 147V149H115ZM132 147H135V145ZM140 147V146H139ZM145 147V149L147 148ZM90 148V147H88ZM110 148V149H109ZM125 148V147H124ZM130 148V147H129ZM154 148V147H153ZM194 148V147H193ZM198 148V146H197ZM196 148V149H197ZM81 149V148H80ZM85 149V148H84ZM93 149V150H94ZM117 149V148H116ZM114 150V151H117V150ZM119 149H122L120 148L119 146ZM137 149H138V146H137ZM144 148L142 149L143 151L145 150ZM157 149V148H156ZM187 149V148H186ZM192 149V148H191ZM82 150V149H81ZM87 150V149H85ZM90 150V149H88ZM112 150V151H110ZM126 150V149H125ZM129 150V149H128ZM133 150V149H132ZM134 150L136 151V149L134 148ZM147 150V149H146ZM153 150V149H152ZM161 150V149H160ZM98 151V153H99ZM123 151V149H122ZM134 151V152H135ZM142 151V152H143ZM154 151V150H153ZM152 151V152H153ZM190 151V149H189ZM194 152H196V150L193 149ZM192 151V152H193ZM81 152V151H80ZM84 152V151H83ZM89 151H86V153H88ZM137 152V151H136ZM147 152V151H146ZM149 152V151H148ZM158 152V151H157ZM162 152V150H161ZM216 152V151H215ZM220 152H219V155H220ZM236 152V153H234ZM85 153V154H86ZM92 153H95V150L92 152ZM101 153V152H100ZM105 152H103L102 154H104ZM115 153V152H114ZM125 155L126 157L128 158L127 160L129 161H132L131 163V166L127 169V171L124 173L125 175H128L127 177H131L134 175L135 173V168H136V164H137V161L138 159H141L142 158V155H139V156H135L134 159H133V154L130 153V152H126L125 151ZM159 154H161L160 152H158ZM191 153V152H190ZM221 153V154H222ZM90 154V152L88 153ZM116 154V153H115ZM145 154V153H144ZM152 154V153H151ZM157 154V153H156ZM164 154V152H163ZM194 154V153H193ZM223 154V155H225ZM120 155V154H119ZM124 155V156H125ZM135 155V153H134ZM137 155H138V152H137ZM145 155H148V154H145ZM166 155V154H165ZM216 155V154H215ZM85 156V155H84ZM110 157V155H108ZM107 156V157H108ZM113 156V155H111ZM152 157V155H150ZM157 156V155H156ZM162 156V155H161ZM198 156V155H197ZM217 156V155H216ZM222 156V155H221ZM234 157L236 155H233ZM105 157V155H104ZM106 157V158H107ZM119 157V156H118ZM121 157V156H120ZM144 157V156H143ZM155 157V156H154ZM160 157V156H159ZM163 157V156H162ZM169 157V156H168ZM194 157H195V154H194ZM193 157V158H194ZM220 157V156H219ZM218 157V158H219ZM225 157V156H224ZM222 157V158H224ZM101 158V157H100ZM99 158V159H100ZM114 158V157H113ZM158 158V157H157ZM165 158V157H164ZM170 158V157H169ZM192 158V159H193ZM109 159V158H108ZM125 159V158H124ZM144 159V158H142ZM153 159V157H152ZM190 159V158H189ZM221 159V158H220ZM227 159H229L227 157ZM89 160V159H88ZM95 160V159H94ZM93 160V161H94ZM103 160V159H102ZM105 160V159H104ZM111 160V159H110ZM116 160V159H115ZM120 160V159H119ZM126 160V161H127ZM148 160V159H146ZM155 160V159H154ZM158 160V159H157ZM156 160V161H157ZM169 160V159H168ZM174 160V158H173ZM194 160V159H193ZM192 160V161H193ZM196 160V159H195ZM219 160V159H218ZM225 160V159H224ZM232 159H230L231 161ZM106 161V160H105ZM122 161V160H121ZM142 160H140L139 162H141ZM145 161V160H144ZM172 161V159H171ZM175 161V160H174ZM199 161L195 162L196 165L197 163H199ZM229 161V160H228ZM236 161V160H235ZM102 162V161H101ZM100 162V164H101ZM109 162V161H108ZM112 162V161H111ZM149 162V161H148ZM148 162H145V163H148ZM176 162V161H175ZM220 162L217 161V163ZM227 162V160H226ZM231 162H234V160H232ZM230 162V163H231ZM238 162V160H237ZM244 162V164H245ZM90 163V161H89ZM92 163V162H91ZM99 163V162H97ZM106 163V162H104ZM116 163V162H114ZM118 163V162H117ZM124 163V162H123ZM142 163V162H141ZM141 163H138V167H140L142 164ZM150 163V162H149ZM155 163V162H154ZM166 163V162H165ZM178 163V162H177ZM190 163V162H189ZM236 163V162H235ZM108 164V163H107ZM112 164V163H111ZM110 164V165H111ZM140 164V166H139ZM153 164V162L151 163V165ZM192 164V162H191ZM200 164V163H199ZM201 164V165H202ZM225 164V162H224ZM223 164V165H224ZM226 164H229L226 163ZM225 164V165H226ZM232 164V163H231ZM228 165V168L229 166ZM234 164V163H233ZM237 164V163H236ZM109 165V164H108ZM108 166V167H111V166ZM118 165V164H117ZM122 165V163H121ZM126 165V164H125ZM151 165L149 164V166L151 167ZM156 165V164H155ZM188 165V164H187ZM186 165V166H187ZM246 165V164H245ZM93 166V165H91ZM96 166V165H94ZM94 166L92 168H94ZM98 166V165H97ZM106 168H105V167ZM104 166H99V167H104V170L105 169H108L107 168V165H104ZM113 166V165H112ZM120 166V165H119ZM124 166V165H122ZM153 166V165H152ZM164 166H167V165H164ZM191 166H194V165H191ZM203 166V165H202ZM208 166V165H206ZM205 166V167H206ZM98 167V168H99ZM114 167V166H113ZM144 167V166H143ZM149 167V168H150ZM201 168V166H199ZM204 167V168H205ZM216 167V166H215ZM214 167V168H215ZM223 167V166H222ZM234 170L235 168H238L237 167H234L232 166ZM91 168V170H93ZM169 168V167H168ZM190 168V169H189ZM203 168V167H202ZM207 168V167H206ZM209 168V166H208ZM207 168V169H208ZM225 168V167H223ZM223 168H221L223 170ZM227 168V167H226ZM242 168V169H241ZM110 169V168H109ZM108 169V170H109ZM112 169V168H111ZM124 169V168H123ZM143 169V168H142ZM144 169H147L146 167H144ZM153 169H156V168H153ZM167 169V168H166ZM217 169V168H216ZM95 170V169H94ZM93 170V171H94ZM98 170V169H96ZM101 172H102V169H100ZM148 170V169H147ZM172 170V169H171ZM200 170V169H199ZM212 170V171H211ZM221 170V171H222ZM225 170V169H224ZM223 170V171H224ZM230 170V169H229ZM231 170V174L234 173V171ZM138 171V170H137ZM152 171V170H151ZM162 171V170H161ZM168 171V170H167ZM167 171H165L164 173H168ZM169 171H170V168H169ZM197 171V170H196ZM222 171V172H223ZM228 171V170H227ZM97 172V171H96ZM98 172H100L98 170ZM121 172V171H120ZM142 172V171H141ZM139 172V173H141ZM172 172V173H173ZM198 172V171H197ZM94 173V172H93ZM111 173H114V171H112ZM116 173V172H115ZM119 173V171H118ZM138 173V175H139ZM225 173V172H224ZM229 173V172H228ZM100 174V173H99ZM122 174V172H121ZM122 174V175H124ZM144 172H142V176H143ZM160 174V173H159ZM170 174V173H169ZM195 174V173H194ZM239 174V173H238ZM95 176V174H93ZM93 175H92V178H93ZM97 175V174H96ZM121 175V177H122ZM124 175V176H125ZM141 175V174H140ZM145 175V174H144ZM149 175V173H148ZM147 175V176H148ZM167 175V174H166ZM198 175V174H197ZM224 175V174H223ZM226 175V174H225ZM237 175V174H236ZM146 176V175H145ZM168 176V175H167ZM229 176V175H228ZM252 176V175H251ZM101 177V176H100ZM114 177V176H113ZM111 176V178H113ZM118 177V176H117ZM135 177V176H134ZM166 177V176H165ZM231 177V176H230ZM233 177V175H232ZM91 178V179H92ZM125 177H123L124 179ZM140 178V177H138ZM137 178V179H138ZM146 178V177H144ZM148 178V177H147ZM162 178V177H161ZM228 178V177H227ZM235 178V177H234ZM98 179V178H97ZM101 178H99L98 180H100ZM103 179V178H102ZM116 179V178H115ZM120 179V178H119ZM122 179V178H121ZM120 179V180H121ZM127 179V178H126ZM131 178L128 179V182ZM143 179V178H142ZM166 179V178H165ZM172 179V178H171ZM232 179V178H231ZM95 180V179H94ZM96 180V184L99 183L100 185V182ZM112 180V179H111ZM136 180V178H135ZM148 180V179H147ZM170 180V179H169ZM197 181L198 182V186L195 185V182L194 181ZM102 181V180H101ZM131 181V180H130ZM158 181V180H157ZM166 181V180H165ZM171 181V180H170ZM224 181V182H223ZM229 181V180H228ZM236 181V179L234 180V182ZM94 182V181H93ZM114 182H117V179L116 181L114 180L112 184H114ZM124 182V181H123ZM138 182V181H137ZM141 182V181H140ZM144 182V181H143ZM148 182V181H147ZM146 182V183H147ZM151 182V181H150ZM161 182V181H160ZM233 182V181H232ZM236 182V183H237ZM102 183V182H101ZM142 183V182H141ZM139 183V184H141ZM145 183V182H144ZM170 183V182H169ZM17 186V188L20 190L18 191L16 189V191H12V190H5V188L8 189V186L10 185H15ZM103 184V183H102ZM123 184V183H122ZM129 184V183H128ZM135 184V183H134ZM134 184H131L134 186ZM153 184V183H152ZM172 184V183H171ZM233 184V183H231ZM8 185V186H7ZM93 185V184H92ZM106 185V184H104ZM104 185L103 188H104ZM109 184H107L108 186ZM118 185H121V184H118ZM130 185V186H131ZM143 185V183H142ZM148 185V184H146ZM170 185V184H168ZM7 186V187H6ZM95 186V184H94ZM110 186V185H109ZM115 186V185H114ZM139 186V185H138ZM144 186V185H143ZM155 186V185H154ZM157 186V185H156ZM171 186V185H170ZM96 187V186H95ZM94 187V189H95ZM99 187V186H98ZM101 187V186H100ZM147 187V186H146ZM151 187V186H149ZM148 187V188H149ZM166 187V186H165ZM168 187V186H167ZM166 187V188H167ZM236 187V186H235ZM102 188V187H101ZM99 188V189H101ZM115 188V187H114ZM120 188V187H119ZM118 188V189H119ZM130 188V187H129ZM154 188V187H153ZM158 188H161L159 185H158ZM156 188V189H158ZM170 188V187H169ZM123 190V188H121ZM120 189V190H121ZM131 189V188H130ZM165 188H161V191H160V194L161 195V192L164 193V191L162 190ZM171 189V188H170ZM169 189V190H170ZM172 189V190H173ZM234 189V188H233ZM93 190V189H92ZM109 190V188H108ZM124 190H126V188H124ZM149 190V189H148ZM151 190L153 192V189L151 187ZM155 190V188H154ZM160 190V189H159ZM167 190V189H166ZM228 190V189H227ZM225 189V191H227ZM241 190V189H239ZM242 190V191H243ZM94 191V190H93ZM91 191V192H93ZM98 191V189H97ZM96 191V192H97ZM102 191V190H101ZM119 191V190H118ZM224 191V190H223ZM235 192V190H233ZM237 191V190H236ZM100 192V190H99ZM103 192V191H102ZM101 192V193H102ZM124 192V191H122ZM127 192V191H126ZM129 192V190H128ZM147 192V191H146ZM157 192V191H155ZM166 192V191H165ZM230 192V191H229ZM81 193V194H80ZM106 193V192H105ZM114 193V192H113ZM151 193V191L149 192ZM167 193V192H166ZM169 193V191H168ZM173 193V192H172ZM228 193V192H226ZM238 193V191L236 192ZM241 193V192H240ZM103 194V193H102ZM101 194V195H102ZM127 194V193H126ZM158 194V193H157ZM109 195V194H108ZM112 195V194H111ZM123 195V194H121ZM125 195V194H124ZM123 195V196H124ZM219 194H217L218 196ZM222 195V194H220ZM230 195V193L228 194ZM96 196V195H95ZM117 197V195H115ZM126 196H129V195H126ZM151 196H154V195H151ZM156 196V194H155ZM154 196V197H155ZM158 196V195H157ZM167 196V194H166ZM169 196V195H168ZM227 196V195H226ZM24 197V198H26ZM119 197V196H118ZM125 197V196H124ZM134 197V196H133ZM150 197V196H149ZM225 197V195H224ZM223 197V198H224ZM129 198V197H127ZM135 198V197H134ZM138 198V197H137ZM136 198V199H137ZM162 198V196L160 197L159 196V199ZM16 199V200H17ZM42 199V200H41ZM167 199V198H166ZM220 199V198H219ZM31 201V200H30ZM220 201V200H219ZM161 202V201H160ZM261 202V203H260ZM39 203H36V205L31 202L29 205H31L30 207L31 210H39L40 208H37V207H40ZM168 203V202H167ZM245 203V204H244ZM39 204V205H38ZM201 204V205H199ZM250 204V206H251ZM253 204V207H255ZM247 205V204H246ZM258 205V206H259ZM169 206V207H170ZM257 206V205H256ZM0 207H3L2 206V203L0 204ZM247 207V206H246ZM249 207V206H248ZM252 207V206H251ZM250 207V209H251ZM260 207V208H261ZM52 208H54L52 206ZM258 208V207H257ZM8 209V208H7ZM253 209V208H252ZM1 211V210H0ZM169 212V211H168ZM173 212V214L175 213ZM248 212V210H247ZM255 212V210H254ZM78 213V216L80 217V222L81 224L79 225V221L78 222H72L70 220L75 218L73 216H75V214ZM166 213V212H165ZM180 213V214H181ZM195 213V212H194ZM250 213V212H249ZM257 213V212H256ZM255 213V214H256ZM183 214V213H182ZM189 214V215H190ZM167 215V214H165ZM177 215V214H176ZM179 215V214H178ZM257 215V214H256ZM261 215V214H260ZM264 215V214H263ZM185 216H187L185 214ZM194 217H196L195 215H192ZM258 216V215H257ZM256 216V217H257ZM133 217V218H132ZM142 217H145V219L148 220V222H144L142 223L141 221H139ZM167 217H170L167 215ZM180 217V216H179ZM184 217V215H183ZM194 217H191L192 219ZM254 217V215H253ZM260 218V217H259ZM188 219V218H187ZM253 219V218H251ZM174 220V219H173ZM185 220V219H184ZM182 220V221H184ZM196 220V218H195ZM248 220V219H247ZM256 220V219H255ZM263 220H264V217H263ZM115 222H119L120 224V227H118L119 225H117V223ZM179 222V220H178ZM191 222V221H190ZM193 222V221H192ZM249 222V221H248ZM247 222V224H249ZM57 223V224H58ZM111 223V224H110ZM126 223H129L128 225H130L131 229H129L130 227L126 225ZM252 223V221L250 222V224ZM256 223V221L254 222ZM261 223V222H260ZM264 223V222H262ZM58 224V225H59ZM177 224V223H175ZM179 224V223H178ZM186 224V222H185ZM258 224V221L257 223ZM182 226V224H179ZM178 225V226H179ZM190 225V223H189ZM255 225V224H254ZM264 225V224H263ZM65 226V227H66ZM248 226V225H247ZM257 226V225H256ZM261 226V225H260ZM58 227V226H57ZM76 227V228H75ZM180 227V226H179ZM199 227V228H198ZM233 227V228H232ZM264 227V226H263ZM261 227V228H263ZM190 228V227H189ZM232 228V230H231ZM250 228V227H249ZM248 228V229H249ZM258 228V226H257ZM260 228V227H259ZM77 229V230H76ZM183 229H185V227H183ZM186 229L187 226H186ZM187 231V230H186ZM123 232V233H122ZM192 232V230H191ZM262 232V231H261ZM121 235L118 236V235ZM190 234V232H188ZM196 232H194V237H195V234ZM236 233V237L234 236V234ZM263 233V232H262ZM192 234V233H191ZM203 234V235H204ZM188 235V234H187ZM263 235V234H261ZM191 236V235H190ZM197 236V235H196ZM239 236V235H238ZM62 237V236H61ZM193 237V238H194ZM198 237V236H197ZM196 237V238H197ZM261 237V236H260ZM200 238V237H199ZM70 239V238H69ZM198 239V238H197ZM262 239H264L262 237ZM64 239H61V240H58V246H57V250L58 251H61V252H64V253H74L77 248H76V244L73 243L71 240H64ZM202 240V239H201ZM201 240L199 242H201ZM241 240V241H242ZM217 241V242H216ZM242 241V242H243ZM68 242H72V243H68ZM198 242V244H200ZM197 243V242H196ZM64 244V245H62ZM201 244V245H203ZM212 244V245H211ZM200 245V246H201ZM202 247V246H201ZM216 247V246H215ZM214 248V247H213ZM217 249V248H215ZM238 249V250H239ZM202 251V249H200ZM210 250V249H209ZM235 250V249H234ZM237 250V249H236ZM72 251V252H71ZM80 251V250H79ZM233 251V250H232ZM231 251V252H232ZM240 251V250H239ZM78 252V251H77ZM81 252V251H80ZM79 252V253H80ZM176 252H179V253H182L181 255H179L180 257L183 256L184 258H187L186 260L183 259L182 260H174V257L173 255L176 254ZM213 252V251H211ZM210 252V253H211ZM216 250L214 251V253L212 254H215ZM238 251L234 252L237 254ZM241 252V251H240ZM82 253V252H81ZM218 253V252H217ZM239 253V252H238ZM194 255L193 257L191 256L189 259H188V255ZM80 255V254H79ZM178 255V254H177ZM202 255V256H203ZM207 255V254H206ZM226 255V254H225ZM225 256V257H228V256ZM232 255V254H231ZM235 255V254H234ZM27 256L28 255H22L21 257L19 258H11L8 257L6 254H4V252H2L0 254V264H2V262H4L3 264H27ZM175 256V255H174ZM209 256V255H208ZM213 256V255H212ZM217 256V255H216ZM83 257V256H81ZM178 257V258H180ZM211 257V256H209ZM209 257L207 259H209ZM221 257V256H220ZM218 257V259L220 258ZM50 258V257H49ZM52 258V256H51ZM204 258V257H203ZM217 258V257H216ZM48 259V258H47ZM47 259H44L42 261H38L36 259L35 260V263L36 264L37 262H41L40 264H45V262H47ZM206 259V258H205ZM206 259V260H207ZM212 259V258H211ZM215 259V258H213ZM212 259V260H213ZM224 259V257L222 258V260ZM33 260V258H32ZM33 260V261H34ZM46 260V261H45ZM205 260V261H206ZM216 260V259H215ZM214 260V261H215ZM220 260V259H219ZM226 262H229L228 259H224ZM223 260V261H224ZM230 260V259H229ZM233 260V259H232ZM236 261V259L234 260ZM233 261V262H234ZM208 262V261H207ZM210 262H212L210 260ZM220 262V261H219ZM232 261L229 263H233ZM239 261H237L238 263ZM28 263H30L28 261ZM32 263V261H31ZM86 263V262H85ZM89 263V262H88ZM87 263V264H88ZM209 263V262H208ZM217 264L218 261H216ZM214 263V264H216ZM91 264V262H90ZM222 264V263H221ZM235 264V263H234ZM239 264V263H238Z\"/></svg>",
  "mask_w": 264,
  "mask_h": 264
},
{
  "label": "rangeland",
  "instance_id": "obj_2",
  "mask_svg": "<svg viewBox=\"0 0 264 264\" xmlns=\"http://www.w3.org/2000/svg\"><path fill=\"white\" fill-rule=\"evenodd\" d=\"M60 2V0H57V3H59ZM11 3V0H0V26H10V25H29V24H31V23H33V22H38V23H52V22H62V21H74V20H77V19H81L82 17H87V18H89V19H94V20H101V21H105V20H109L111 17H113V16H116V15H134V14H153V13H155V12H164V11H170L171 9H173V8H182V7H186V6H193V7H198L199 9H201V8H204V9H206V10H208L209 8H212V7H220V8H222V9H224L222 12H220L218 15L217 14H215V13H209V14H207V15H205V13L203 14V15H201V16H199L200 14H198L197 16H195V17H192V15H191V17H190V14L188 15V14H186L185 16L186 17H184L183 18V20H185V21H182L183 23H182V25H180V28L178 29V30H176L175 32H169L166 28H165V26H162V24H157V23H154V22H151V23H147V24H144V23H139V22H136V24L134 23V25H133V27H132V29L131 30H127V27L125 28L126 30H125V33H127L128 35H132V36H134V39H133V42L131 43V44H126V43H124V41L123 40H120V39H118L117 37H115L112 33H109L110 32V30L109 29H106V28H94L93 30L92 29H89V30H85V31H83V30H73L74 31V33H73V31L71 32V31H63L62 30V32L61 33H59L61 30H59V31H53L54 32V34H53V32H52V30L50 31V30H42V31H40L39 32V30H31V31H29V29H25V30H11V31H5V32H0V75H1V77H0V86H1V83H2V81L1 80H4V79H2V78H6L7 76H11V74L9 75V74H7V72H12L13 70L15 71V68L18 66L19 68H21V70H23V69H25V72H22L20 75L22 76V78H21V76L20 75H18V77H20L19 79H17V80H20L19 82H20V92L18 91V95H19V100L17 101V104H19L18 105V109H16V105H13L12 107L14 108H12V107H9V109H2V110H0V115L1 116H9V117H15L16 115L18 116V117H22V109L20 108L21 106V104L23 105L24 103H25V101H24V97H23V91H25V90H27L28 89V85H29V83L32 81V82H34L35 80V86L36 87H38V90L39 89H44V86L45 87H47L48 89H52V88H54V89H56L57 88V85L59 86V84L60 85H62V84H64L65 82H71V83H75V81L77 80V83L79 84V87L83 90V91H85V92H87L86 90L87 89H93V88H95V87H97L96 85V82H98L97 80H99L100 79V77L103 79V81L106 79L108 82H109V84H111L110 86H111V88H112V86H113V89H112V91H114L115 89H116V87H117V89L119 88H122V89H120L121 91H122V96H124V95H126L127 93H126V90L128 89V80H130V78H133V76H135L134 78L136 79V81L138 82V80H139V82H138V85H139V88H141V89H139L140 91H139V98H141V100L145 103V105L148 107V108H151V111H154V112H156V113H158L157 115H155V117H154V119H156V120H154L153 118H148V119H150V120H147V118H143V117H134V116H131V117H122L123 115L122 114H120L118 111V113L116 112V111H111V113L109 112H105V113H103L104 115H102V114H99V112L100 111H98V110H101V109H106V107H108L110 104H109V102L106 100H104V99H99V100H102V101H99L98 100V102H96V105L94 106V107H92V108H90L91 110H93V112H91V110L90 109H88L87 108V110H90L89 111V113L87 112V110H86V107H83L82 109L80 108V112L78 113V115H76V118H74V120L72 121V119H69V118H67V117H65V116H63V117H61V118H63V119H61V118H57L58 120H56V119H52V120H50L48 123H50L52 126H55L56 124H58V126H59V124H65L64 126L66 127V129H68V130H66L65 129V127L63 128V131L61 130L62 128H60L61 126H63V125H61V126H59V129L55 126L54 128L50 125V124H48V125H50V127L49 126H46L45 127V130L47 131V133L49 132H51L50 134H54L55 132L54 131H56V133L55 134H58L59 132L61 133L62 132V134H58L59 136L60 135H63L64 133V135H66V136H70V135H73L72 134V132L74 133V135H76V132H74V131H76V129L75 128H77V132H80V131H78V127H82V128H92L93 126L92 125H95L94 127H97L98 128V125H100V128H99V131L98 132H100L99 133V137H97V139H99V138H101V139H99V143H97L98 142V140H94L95 138H93V137H87V136H85V137H80L79 135H78V133H77V139H80V138H82V146H83V148L82 147H78L79 148V154L78 155H80L81 157H82V159L86 162V164H88V165H86V167H87V170H88V173L89 174H91V171H92V174L90 175L91 177H89V184H90V193L88 192L87 194L86 193H84V195L86 196V195H89V194H91V196L89 195V197H98V198H103V196L104 197H109V198H124V199H129V200H131L130 202L132 203V204H134L133 206H136V204H135V202H134V200H140V197H141V199H142V197L143 198H145L146 196H148V197H146V198H155L156 200H158L159 201V208L161 209V213L163 214V216L165 217V218H169L168 220H170L169 222L172 224L173 222V226H175V227H177V228H180V230L182 229V230H185V232L184 231H182L184 234L186 233V237L188 238H192L193 240L195 239V241H194V244H195V247H199L197 250H198V252H200L199 254H201V252H205L204 253V255H203V253L201 254V256L199 255V258L202 260V259H204L202 262H204L205 264H214V263H216V261H218V263L219 264H229L231 261L233 262L235 259H236V261H234L233 263H231V264H250V262L251 261H249L248 263H241V261L240 260H237V258L238 257H235V258H231L232 256L234 257V256H239L242 252H244L243 251V247L245 246V244H244V241L242 242L239 238H240V236H244V234H242L241 235V233H239L238 234V232H236L237 233V237H236V233L234 234V236L236 237V239H238L239 240V246L240 247H238V248H234V249H231V250H229V251H225L224 252V254H222L223 252H219L218 250V246L216 245V243L215 244H213V246H210V244H205V250L206 251H204V244H203V242H204V236L206 235V234H200L201 236H199L198 234V232L197 231H195V230H193L194 228H195V226L198 224L199 225V223H196L197 221H198V219H197V216H196V212L198 211V213H199V211L200 210H198V209H196L194 212H192L193 214H190L189 212H185V210H183V214L181 213V211H180V213H178L177 211L175 212L174 211V208L173 207H171L170 206V204H169V198L170 199H172L173 198V196L175 195V190L172 188V187H174V170H173V168H171L169 165H171L172 166V164H171V162L173 163V164H175L176 163V165H178V166H183V165H185V166H183V167H186V168H188V167H190L191 168V170H190V172L191 171H194L192 174L195 176V179H198L200 176H199V174L201 175L202 174V172L203 173H205L206 172V170H210V164L207 162V164H202V163H204V161H203V159H202V161L200 162L199 161V159H200V157H199V153H198V149H200V144L198 145V142L200 143L201 142V139H200V136H199V134H197L198 132H197V128H199L200 127V122L199 121H194L193 123H192V121L194 120L193 119V116H194V112L193 111H195V109L194 108H196L197 109V105H199V103L198 102H201V101H199V100H202V99H205V98H210V95L212 96L213 94H216L217 93V91H218V94L219 95H222V93L224 94V95H226V96H221V99H222V101H224V105H225V108L227 107V106H229L230 105V107H227L226 108V110L224 109V110H222L221 109V107H220V111H217V113L218 114H220L221 115V113H222V111H223V113H225L226 111V113L225 114H223L224 115V117L223 118H228L229 116L227 115V114H229L230 113V111H228L229 110V108H230V110H232V108L233 109H235L234 107H238V108H240V109H242L243 107H245V108H243L242 110H240V109H235L233 112L231 111V113L233 114V115H231V116H236L237 114V117H235V120H234V122L236 123V124H238L239 123V125L240 126H242V123H244L243 124V126H246L245 124L246 123H248V121L251 119L253 122H254V120L256 121V119L258 120V122H260V120H262V118L264 117V91H263V89L262 88H260L261 90H260V92L258 91L257 93L259 94L260 93V97L261 98H257L256 97V95L255 96H253L252 98H250V99H252V100H250L247 96H248V85H249V83H250V85L252 84V85H254V86H256L258 83L257 82H255V83H252L253 81H251L250 79H248V78H246L245 76H244V72H242V71H236V70H234L233 69V67H232V65H231V63H229L230 62V59H232V56H233V58H235L236 56H237V54H240L241 53V51H242V47H243V45H244V43H247L248 41H256V39H257V41L259 40H264V28L263 27H261V26H259V18H260V16H262V17H264V14L263 15H261L262 13H264V8L262 7L261 8V6H259V5H261L262 3H264V0H140V2L139 3H137L136 2V0H125V3L127 4V3H133V8L132 9H120L119 11L117 10V8L116 7H113L112 9H111V11H109L106 7H104V8H101V7H97L95 4H93L92 5V7H91V10H85V4L87 3V0H80V6H79V9H77L76 7H75V3H76V0H64V3H63V7H61V8H56V6H55V4H52V0H45V3H47V4H51L52 6L50 7V8H45L44 9V11H43V13L41 14L40 12H39V10H34V12H35V14H32V13H28V14H26V15H21V14H19V12L18 11H16V10H14V9H12V8H10V7H8V5ZM248 3V4H247ZM256 3V4H255ZM259 3V4H258ZM69 4H72L73 5V7H69ZM249 5V7L247 8L246 6H248ZM259 7H257V6ZM252 6V7H251ZM246 8H247V11H246ZM257 8H258V10H257ZM253 10H255L254 11V13H256V14H254V13H252L253 12ZM236 11H238V12H236ZM240 11H243V12H241L240 13ZM235 13V14H234ZM236 13H237V15H236ZM248 13H249V15H248ZM251 13L253 14V15H251ZM211 14V15H210ZM214 14V15H213ZM240 14V15H239ZM260 14V15H259ZM243 15V16H242ZM257 15V16H256ZM259 15V16H258ZM233 16V17H232ZM202 17V18H201ZM255 17H256V19H255ZM213 21V22H212ZM255 22H257V24L255 23ZM201 24V26L204 28L201 32H200V34H198L197 32H199L197 29V27H198V24ZM232 23V24H231ZM143 24V25H142ZM153 24V25H152ZM197 24V25H196ZM220 25V26H219ZM145 26H147V27H145ZM160 26V27H159ZM162 26V27H161ZM183 26V27H182ZM214 26H215V28H214ZM219 26V27H218ZM229 26H231V27H229ZM195 27V28H194ZM222 27V28H221ZM183 28H185V29H183ZM189 28V29H188ZM211 28V30H209ZM228 28V29H227ZM262 30H261V29ZM134 29V30H133ZM164 29V30H163ZM183 29V30H182ZM186 29H187V31H188V33H187V31H186ZM196 29V30H195ZM221 31H220V30ZM136 30V31H135ZM167 30V31H166ZM181 30V31H180ZM185 30V31H184ZM205 30V31H204ZM227 30V31H226ZM34 31V32H33ZM38 31V32H37ZM47 31V33H45V32ZM89 33H88V32ZM91 31H93V32H91ZM128 31H129V33H128ZM134 31H135V33H134ZM181 32V33H176V32ZM189 31H191L193 34H195V36L191 33V32H189ZM195 31H197V32H195ZM218 32V34H217V32ZM220 31V32H219ZM233 31V32H232ZM7 32V33H6ZM30 32V33H29ZM83 32V33H82ZM90 32H91V34H90ZM131 32H132V34H131ZM165 32V33H164ZM169 32V33H168ZM203 32V33H202ZM208 32H210V33H208ZM211 32H213L212 33V35H211ZM215 32H216V34H215ZM228 32V33H227ZM254 32H256L255 34H254ZM52 33V34H51ZM59 34V36H60V38H59V36H57L58 34ZM74 34V35H72L71 36V34ZM84 33H85V35H84ZM174 33V34H173ZM185 33V34H184ZM190 33V34H189ZM61 34H62V36H61ZM113 35V36H111V35ZM134 34V35H133ZM159 34V35H158ZM166 34V35H165ZM169 34V35H168ZM186 35V36H183L182 37V35ZM51 35V36H50ZM161 35V36H160ZM170 35H171V37H170ZM175 35H178V36H175ZM190 35H193V36H190ZM198 35H200V36H198ZM207 35V36H206ZM251 35H253V36H251ZM64 36V37H63ZM66 36V37H65ZM89 36V37H88ZM135 36L137 37L136 38V40H135ZM156 36V37H155ZM167 36V37H166ZM189 37V39H188V37ZM198 36V37H197ZM206 36V37H205ZM226 36H227V38H226ZM69 39H68V38ZM78 37V38H77ZM113 37V38H112ZM162 37L164 38V39H162ZM170 38V40L168 41V39ZM196 37V38H195ZM250 37V38H249ZM254 37V38H253ZM256 37V38H255ZM161 38V39H160ZM165 38L167 39V40H165ZM172 38V39H171ZM193 38V39H192ZM198 38V41L197 40H195L194 41V39H197ZM226 40H225V39ZM244 38V39H243ZM249 38V39H248ZM71 39H73V40H71ZM77 39V40H76ZM78 39H80V40H78ZM116 39H118V41H119V43H117L118 41L116 40ZM147 39V40H146ZM174 39L176 40V41H174ZM179 39V40H178ZM189 41V43L187 42V40ZM203 39V40H202ZM206 39V40H205ZM77 42H76V41ZM84 40V41H83ZM157 40H159V41H157ZM190 40H191V42H190ZM222 40V41H221ZM261 40V41H262ZM73 41V42H72ZM74 41H75V43H74ZM93 41V42H92ZM123 41V42H122ZM163 41V42H162ZM182 41V42H181ZM202 42L201 44H200V42ZM204 41V42H203ZM162 42V43H161ZM174 43V42H176V46L178 47V48H176V50L175 51H172V50H166V47H167V44L168 43ZM178 42H181V43H178ZM193 42V43H192ZM232 42V43H231ZM244 42V43H243ZM264 42V41H263ZM89 43V44H88ZM90 43H91V45H90ZM135 43V44H134ZM165 43V44H164ZM199 43V44H198ZM203 43H204V45H203ZM241 43H243V45L241 44ZM110 44V45H109ZM118 44V45H117ZM122 44V45H121ZM133 44V45H132ZM151 44V45H150ZM193 45V46H191V45ZM220 44V45H219ZM83 45V46H82ZM121 45V46H120ZM159 45V46H158ZM164 45V46H163ZM166 45V46H165ZM188 45V46H187ZM191 47H190V46ZM72 46H73V48H72ZM76 48H75V47ZM118 46V47H117ZM121 47V50H119L120 49V47ZM161 46V47H160ZM198 46V47H197ZM202 46H203V48H202ZM235 46V47H234ZM13 47V48H12ZM80 47V48H79ZM88 47V48H87ZM96 49V50H94V48ZM98 47V48H97ZM100 47H102V48H100ZM127 47L129 48V49H127ZM133 47V48H132ZM155 47V48H154ZM160 47V48H159ZM162 47H164V48H162ZM187 49H186V48ZM188 47H190V48H188ZM197 47V48H196ZM123 48V49H122ZM125 49V50H124ZM128 51H127V50ZM132 49V50H131ZM178 49V50H177ZM201 49V50H200ZM203 49V50H202ZM77 50V51H76ZM102 50V51H101ZM110 50V51H109ZM119 50V51H118ZM160 50V51H159ZM163 50V52H161ZM197 50V52H198V50L200 51V52H198V56H197V63L196 64H193L192 66L194 67H191L190 69H189V71H188V73L186 74V73H184L185 75H183V68L182 67H184L185 65H186V62H185V59L183 58V56H184V54L187 52V54L189 53L190 55H192V56H194V55H196L195 54V51ZM239 50H241V51H239ZM8 51V52H7ZM77 53H76V52ZM91 51H92V53H91ZM159 51V52H158ZM170 51V52H169ZM180 51V52H179ZM190 51V52H189ZM191 51H193V52H191ZM71 54H70V53ZM114 52V53H113ZM119 54V55H117V53ZM120 52V53H119ZM165 52V53H164ZM172 52V53H171ZM179 52V53H178ZM21 53V54H20ZM57 53V54H56ZM126 53V54H125ZM159 53V54H158ZM168 55H167V54ZM237 53V54H236ZM120 54H122L121 56H120ZM174 55L173 57L174 58H172V55ZM176 54V55H175ZM188 54V55H189ZM75 55H76V57H75ZM104 55V56H103ZM129 55V56H128ZM163 55V57L161 58V56ZM166 55H167V57H166ZM169 55H171V56H169ZM186 55V54H185ZM201 55H203V56H201ZM228 55H229V57H228ZM59 56V57H58ZM103 56V58H101ZM113 56V57H112ZM159 56V57H158ZM177 56V57H176ZM9 57V58H8ZM84 57V58H83ZM96 57V58H95ZM98 57V58H97ZM117 57V58H116ZM120 57V58H119ZM169 57V58H168ZM180 57H182L181 59H180ZM204 57H206V58H204ZM227 57V58H226ZM78 58V59H77ZM136 58V59H135ZM150 58V59H149ZM158 58V59H157ZM163 58H165L164 60H162ZM167 58H168V60H167ZM176 58V59H175ZM201 60H200V59ZM228 58H230V59H228ZM75 59V60H74ZM85 59V60H84ZM91 59V62L89 61ZM94 59V60H93ZM101 59V60H100ZM115 59V60H114ZM119 59V60H118ZM205 59V60H204ZM118 60V61H117ZM180 60V61H179ZM19 61H21V62H19ZM77 61V62H76ZM79 61V62H78ZM96 61H97V63H96ZM105 61V62H104ZM113 61V62H112ZM144 61V62H143ZM175 61V62H174ZM183 61V62H182ZM206 61V62H205ZM225 61H226V63H225ZM19 62V63H18ZM24 62V63H23ZM31 62V63H30ZM76 62V63H75ZM98 62H99V64H98ZM104 62V63H103ZM155 62V63H154ZM171 62V63H170ZM173 62V63H172ZM26 63V64H25ZM159 63H163L162 65L161 64H159ZM177 63H178V65H177ZM181 63V64H180ZM229 63V64H228ZM2 64V65H1ZM7 64V65H6ZM19 64V65H18ZM21 64V65H20ZM33 64H35V65H33ZM73 64V65H72ZM85 64V65H84ZM87 64V65H86ZM90 66H89V65ZM138 64H140V65H138ZM142 64V65H141ZM149 64H151V66H149L148 67V65ZM158 64H159V66H158ZM203 64V65H202ZM212 64H213V66H212ZM215 64V65H214ZM17 65V66H16ZM24 65V66H23ZM32 65V66H31ZM82 65V66H81ZM102 65V66H101ZM144 65V66H143ZM172 65V66H171ZM173 65H176L175 66V68H173ZM230 65V66H229ZM263 68H264V61H263ZM4 66V67H3ZM10 66H11V69H10ZM31 66V67H30ZM35 66V67H34ZM77 66V67H76ZM97 66V67H96ZM138 66V67H137ZM141 66L142 67H144L145 69H143V68H141ZM153 66V67H152ZM155 66H158L159 68H161V69H164V70H167V71H169L170 73L172 72H175V73H173V78H175V79H173L172 80V82L170 83V85L168 86V87H170V89H169V91H162V92H160V91H154L152 88H150L152 85H151V79H150V76L148 75V73H147V70L148 69H151V68H154ZM164 66V67H163ZM171 66V67H170ZM180 66V67H179ZM217 66V67H216ZM9 67V68H8ZM12 67L14 68V69H12ZM73 67V68H72ZM81 67V68H80ZM82 67H83V69H82ZM88 69H87V68ZM90 67V68H89ZM117 67V68H116ZM178 67V68H177ZM199 67V68H198ZM203 67H204V69H203ZM209 69H208V68ZM9 70H8V69ZM98 68V69H97ZM102 68V69H101ZM116 68V69H115ZM168 68V69H167ZM171 70H170V69ZM176 68H177V70H176ZM193 68V69H192ZM199 69V70H197V69ZM203 70H202V69ZM221 68V69H220ZM233 70H232V69ZM4 69H6V70H4ZM30 69V70H29ZM79 69V70H78ZM80 69H81V71H80ZM85 69H87V70H85ZM91 71H90V70ZM105 69V70H104ZM126 69V70H125ZM136 69H140V70H136ZM192 69V70H191ZM206 69V70H205ZM208 69V70H207ZM218 69H220V70H218ZM223 69V70H222ZM224 69H225V71H224ZM229 69H230V71H229ZM28 70H29V72H28ZM32 70V71H31ZM69 70H71L70 72H69ZM75 72H74V71ZM100 70H101V72H100ZM195 72H194V71ZM197 70V71H196ZM211 72H210V71ZM216 70V71H215ZM221 70H222V72H221ZM6 73H5V72ZM13 71V72H14ZM31 71V72H30ZM86 71H88V72H86ZM99 71V72H98ZM104 71H106V72H104ZM201 71H202V74H201ZM204 71H206L205 73H203ZM208 71V72H207ZM224 71V72H223ZM28 72V73H27ZM54 74H53V73ZM74 72V73H73ZM78 72V73H77ZM109 72V73H108ZM124 72V73H123ZM136 72H138V73H136ZM191 72V73H190ZM220 72H221V74H220ZM232 72L234 73H236V76H235V73L232 75ZM27 73V74H26ZM59 74V75H57V74ZM69 75H68V74ZM81 75H80V74ZM84 73V74H83ZM104 73V74H103ZM105 73H107V74H105ZM111 73V74H110ZM140 73V74H139ZM147 73V74H146ZM171 73V74H172ZM182 75H181V74ZM195 73V74H194ZM212 73V74H211ZM215 75H214V74ZM219 73V74H218ZM225 73V74H224ZM28 74H30V75H28ZM51 74H53V75H51ZM74 74V75H73ZM89 74V75H88ZM94 74V75H93ZM98 74V75H97ZM100 74H102V75H100ZM124 74V75H123ZM136 74L138 75V77H139V79H138V77L136 76ZM200 74V75H199ZM208 74H209V76H208ZM216 74H217V76H216ZM242 74V75H241ZM14 75V74H13ZM25 75V76H24ZM33 75V76H32ZM50 75V76H49ZM55 75H57V76H55ZM65 75L68 77H65ZM86 75V76H85ZM131 75V76H130ZM133 75V76H132ZM145 75V76H144ZM194 75V76H193ZM196 75H198V76H196ZM205 75V76H204ZM210 75H212V76H210ZM228 75V76H227ZM73 78H72V77ZM79 76H81V77H79ZM82 76H84L83 77V80H82ZM97 76V77H96ZM109 78H107V77ZM111 76V77H110ZM122 76V77H121ZM130 76V77H129ZM142 76H144V77H142ZM179 78H178V77ZM196 76V77H195ZM199 76H200V79H199ZM215 76V77H214ZM222 76H224V77H222ZM226 76V77H225ZM230 76V77H229ZM239 76V77H238ZM242 76V77H241ZM70 77V78H69ZM96 77V78H95ZM124 77H126V78H124ZM129 77V78H128ZM141 77V78H140ZM145 77H146V79H145ZM148 77V78H147ZM183 79H182V78ZM198 77V78H197ZM205 77V78H204ZM211 77V78H210ZM219 79H218V78ZM236 77V78H235ZM246 79H245V78ZM85 78V79H84ZM95 78V79H94ZM120 78V79H119ZM202 78H204V79H202ZM224 78V79H223ZM227 78V79H226ZM244 78V79H243ZM67 79V80H66ZM119 79V80H118ZM144 79V80H143ZM148 79V80H147ZM176 79H178V80H176ZM181 79H182V81H181ZM184 79H186V80H184ZM190 79V80H189ZM193 79V80H192ZM194 79H195V81H194ZM207 79V80H206ZM226 79V80H225ZM230 79V80H229ZM238 79V80H237ZM242 79H243V81H242ZM28 80V81H27ZM30 80V81H29ZM55 80V81H54ZM61 80V81H60ZM64 80H65V82H64ZM79 80V81H78ZM82 80V81H81ZM85 80V81H84ZM94 80H96V82L94 81ZM122 80V81H121ZM126 80H127V82H126ZM142 80V81H141ZM147 80V81H146ZM201 80V81H200ZM219 80V81H218ZM226 82H224V81ZM247 80H249V81H247ZM73 81V82H72ZM93 81V82H92ZM116 84V85H114V83ZM145 81H146V83H145ZM150 81V82H149ZM200 83H199V82ZM204 81V82H203ZM212 81V82H211ZM234 81H236L235 83H233ZM237 81H239L240 82V84H239V82H237ZM37 82V83H36ZM41 82V83H40ZM62 82V83H61ZM84 82V83H83ZM118 82V83H117ZM173 82L175 83V84H173ZM206 82V83H205ZM227 82H228V84H227ZM230 82V83H229ZM39 83V84H38ZM81 83H83V84H81ZM91 83H93V85L91 84ZM141 83H143V84H141ZM198 83V84H197ZM202 83H204V84H202ZM208 83V84H207ZM211 83V85L213 84V88L209 85ZM218 83V84H217ZM222 83H223V85L224 86H222ZM243 83V84H242ZM28 84V85H27ZM31 84V83H30ZM38 84V85H37ZM173 84V85H172ZM180 84V85H179ZM193 84V85H192ZM195 84V85H194ZM197 84V85H196ZM221 84V85H220ZM232 84V85H231ZM237 84V85H236ZM49 85V86H48ZM51 85V86H50ZM53 85V86H52ZM89 85V86H88ZM95 85V86H94ZM125 85H127V86H125ZM142 85V86H141ZM151 85V86H150ZM207 85H209V86H207ZM217 85V86H216ZM231 87H230V86ZM236 85V86H235ZM242 85H244V86H242ZM259 85V84H258ZM262 84H260V86H261ZM141 86V87H140ZM180 86V87H179ZM197 87V89L196 90H187V89H189V88H192V89H194L193 87ZM200 86H202V87H200ZM215 86V87H214ZM229 86V87H228ZM40 87V88H39ZM87 87H89V88H87ZM126 87V88H125ZM144 87H146L145 89L147 90H145L144 89ZM172 87H174V88H172ZM176 87V88H175ZM183 87H186L185 89L183 88ZM188 87V88H187ZM195 87V88H196ZM198 87H199V89H198ZM204 87H207L206 89L204 88ZM209 87V88H208ZM210 87H211V89H210ZM225 87V89H223ZM239 88V90L241 89L240 87H242V89L239 91V90H237L238 88ZM247 87V88H246ZM47 88H45V89H47ZM85 90H84V89ZM150 89V92H149V89ZM180 88V91L179 90H176V89H179ZM182 88V89H181ZM227 88H229V89H227ZM245 88V89H244ZM257 88V87H256ZM116 89V90H117ZM143 89V90H142ZM203 89V90H202ZM210 89V90H209ZM213 89V91H211ZM218 89H222V90H218ZM259 89V88H258ZM23 90V91H22ZM114 91L115 93L117 92V91ZM152 90V91H151ZM173 90V91H172ZM174 90H175V92H174ZM225 90V91H224ZM231 90V91H230ZM0 91H2V90H0ZM146 91V92H145ZM155 93H154V92ZM183 91H185V92H183ZM198 93H197V92ZM206 91V92H205ZM221 91H223L222 93H220ZM237 91H239V92H237ZM243 91V92H242ZM22 92V93H21ZM113 92V93H114ZM142 92H143V94H142ZM148 92V93H147ZM153 92V93H152ZM156 92L157 93H159L158 95L156 94ZM167 92V93H166ZM168 92H170V96H169V94H168ZM181 94H180V93ZM193 92H195L194 94H193ZM210 92H212V93H210ZM215 92V93H214ZM224 92H226V94L224 93ZM231 92V93H230ZM246 92V93H245ZM126 93V94H125ZM150 93H152V94H150ZM164 93V94H163ZM171 93H174V94H171ZM188 93H191L190 95L188 94ZM210 93V94H209ZM230 94V95H227V94ZM233 93H234V95H233ZM239 93V94H238ZM241 93V94H240ZM256 93V94H257ZM147 94H149L148 96H146ZM155 94V95H154ZM168 94V95H167ZM197 96H196V95ZM199 94V95H198ZM236 94H238V95H236ZM244 94V95H243ZM257 94V96H259ZM145 97H144V96ZM158 97H157V96ZM166 95V96H165ZM171 95H172V97H171ZM190 97H188V96ZM191 95H193L194 96V98L191 96ZM206 95V96H205ZM235 96V98L233 97V99H232V96ZM242 95V96H241ZM247 95V96H246ZM164 96V97H163ZM174 96V97H173ZM178 96V97H177ZM188 98H187V97ZM196 96V97H195ZM230 96V97H229ZM240 96V97H239ZM14 97H16V96H14ZM14 97L13 96H11V98H13V102H16V100L14 99ZM148 97V98H147ZM165 97H167V98H165ZM171 97V98H170ZM204 97V98H203ZM237 97V98H236ZM244 97V98H243ZM247 97V98H246ZM255 97H256V99H255ZM150 98V99H149ZM161 98H164V99H161ZM170 100H169V99ZM195 98H196V101H195ZM200 98V99H199ZM253 98H254V100H253ZM145 99V100H144ZM146 99H147V101H146ZM154 99V100H153ZM158 101H156V100ZM172 99V100H171ZM191 99H193V100H191V101H193L192 103L191 102H188V101H190ZM227 101H226V100ZM241 99V100H240ZM246 99H248V100H246ZM263 99V100H262ZM104 100V101H103ZM177 100V101H176ZM187 100V101H186ZM231 100H233V101H231ZM239 100V101H238ZM246 100V101H245ZM256 100H258V101H256ZM262 100V101H261ZM23 101V102H22ZM41 101L42 102H44L45 101V99H43V98H41ZM160 101H162V102H160ZM236 101H237V104H236ZM245 103H244V102ZM254 101V103H255V106L257 105V109L253 106L254 105V103H252V106L253 107H251V103L250 102H253ZM22 102V103H21ZM100 102H103V103H101V105H100ZM107 102V103H106ZM153 103V105H152V103ZM160 102V104L161 105H159L158 103ZM167 102V103H166ZM170 104H169V103ZM186 102H187V104H186ZM197 102V103H196ZM226 102H227V104H226ZM239 102H241V104H239ZM244 103V105H242L243 103ZM98 103V104H97ZM164 103H166L167 105H165ZM229 103V104H228ZM230 103H232V104H230ZM108 104V105H107ZM239 104V105H238ZM250 106H249V105ZM261 106H260V105ZM262 104H263V106H262ZM98 105V106H97ZM101 107H100V106ZM151 105H152V107H151ZM154 105H156V106H154ZM236 105V106H235ZM247 105V106H246ZM259 105V106H258ZM8 106H10V105H8ZM8 106H6V107H8ZM171 106V107H170ZM243 106V107H242ZM96 107V108H95ZM101 108V109H98V108ZM154 107V108H153ZM157 109H156V108ZM159 107H162V108H159ZM164 107V108H163ZM190 107V108H189ZM247 107V108H246ZM260 107V108H259ZM166 108V109H165ZM169 108V111L167 110ZM171 108V109H170ZM193 108V109H192ZM253 108H255V110H251V109ZM164 109H165V112H163L164 114H167V115H163L162 114V111H164ZM200 109H202V108H200ZM208 110H209V108H207ZM248 109H249V113H248ZM6 110V111H5ZM95 110V111H94ZM222 110V111H221ZM237 110H238V112L239 113H236L237 112ZM245 110V111H244ZM247 110V111H246ZM7 112V113H4V112ZM10 111V112H9ZM14 111V112H13ZM15 111H16V113H15ZM18 111L21 113H19L18 114ZM96 111H97V113H96ZM168 113H167V112ZM253 111H254V113H253ZM259 111H261V112H259ZM1 112H3V115H2V113ZM11 113V112H13V113H11V115L9 114V113ZM87 112V113H86ZM95 112V113H94ZM204 112H207V110L206 109H204ZM255 112H258V113H255ZM113 113V114H112ZM169 113L171 114V113H173V114H171L170 116H171V118H170V116H169ZM177 113V114H176ZM189 113V114H188ZM242 113H243V115L245 114V113H247V114H245V117L242 115ZM260 113H262L261 115H260ZM8 114V115H7ZM94 114V115H93ZM109 114L110 115H112V117L111 116H109ZM116 116H115V115ZM160 114H162V115H160ZM241 114V115H240ZM249 114H251L252 116H250ZM21 115V116H20ZM79 115L80 116H82V117H79ZM85 115V116H84ZM97 115V116H96ZM99 115H100V117H99ZM108 116V117H104V116ZM223 115H221V116H223ZM259 115V116H258ZM16 116V117H17ZM78 116V117H77ZM91 116V117H90ZM113 116H115V117H113ZM120 116V117H119ZM159 116V117H158ZM162 116H165V117H162ZM168 116H169V119H168ZM177 116V117H176ZM231 116H230V119H231ZM247 116H248V118H247ZM249 116H250V118H249ZM260 116H261V118H260ZM84 117V118H83ZM94 117V118H93ZM98 117V118H97ZM104 117V118H103ZM134 117V118H133ZM159 119H158V118ZM161 117V118H160ZM167 117V118H166ZM188 117V118H187ZM241 117V120L243 121H237V120H239V119H236V118H240ZM243 117V118H242ZM255 117V118H254ZM258 117H259V119H258ZM77 118H79L78 119V121H77ZM83 118V119H82ZM88 118H92V119H89V120H87ZM101 119V121H100V119ZM110 118V119H109ZM115 118V119H114ZM118 118V119H117ZM143 118V119H142ZM163 118V119H162ZM184 118V119H183ZM192 118V119H191ZM225 118V119H226ZM245 118L247 119L246 121H245ZM39 119H41L40 118V116H39V118H37V117H33V121H38ZM62 121H61V120ZM64 119H66V120H64ZM99 119V120H98ZM102 119H103V121H102ZM125 119V120H124ZM137 119H139V120H137ZM151 119H153V121L151 120ZM158 119V120H157ZM170 119L172 120V121H170ZM174 119V120H173ZM229 119V118H228ZM230 119L229 120H227V121H225L227 124H230L231 122H230ZM249 119V120H248ZM79 120H80V123H79ZM93 120V121H92ZM115 120V121H114ZM127 120V121H126ZM177 120V121H176ZM180 120V122H178ZM182 120H184L185 122H186V125L188 124V126L186 127V125H185V123H183L184 121H182ZM191 120V121H190ZM250 120V121H251ZM263 120H264V118H263ZM29 121H31V119L29 120ZM56 121V122H55ZM60 121V122H59ZM68 122V124H67V122ZM72 121V122H71ZM82 121H85V122H83L82 123ZM87 121H89V122H87ZM94 122V123H92V122ZM99 121H100V123H99ZM125 123H124V122ZM132 121L134 122V123H132ZM136 121H138V122H136ZM188 121V122H187ZM52 122V123H51ZM62 122V123H61ZM66 122V123H65ZM71 124H70V123ZM78 122V123H77ZM87 122V123H86ZM92 124H91V123ZM97 122V123H96ZM108 122V123H107ZM112 122H114V123H116V124H118L119 126H124V125H126V123H127V125L125 126L130 132L131 131H133L132 133H133V136H135L134 138H136V140L134 139V142L132 141V140H123L122 138L124 137L123 136V134L121 133L120 134V132H118L119 130H116L117 129V126H115V125H113L112 124ZM131 122V123H130ZM157 122V123H156ZM173 122V123H172ZM176 122H178V123H176ZM246 122V123H245ZM56 123V124H55ZM75 123V124H74ZM78 124V126H77V124ZM88 123H90V124H88ZM104 123H106V124H104ZM136 123H140L141 125H139V124H136ZM144 123V124H143ZM150 123V124H149ZM153 123V124H152ZM181 123V124H180ZM185 125H183V124ZM198 123V124H197ZM69 124H70V126H69ZM75 126H74V125ZM83 126H82V125ZM98 124V125H97ZM101 124H102V126H101ZM109 124V125H108ZM111 124V125H110ZM122 124V125H121ZM156 124V125H155ZM190 124V125H189ZM193 126H192V125ZM258 124V126L260 125V123H257ZM89 125H91L92 127H89ZM97 125V126H96ZM135 125H137V126H135ZM138 125H139V127H138ZM170 125V126H169ZM195 125V126H194ZM196 125H199V126H196ZM85 126V127H84ZM105 126V127H104ZM106 126H107V128H106ZM112 126V127H111ZM131 126V127H130ZM133 126V127H132ZM242 126V127H243ZM70 127H71V129H70ZM74 127V128H73ZM101 127H102V129H101ZM104 127V128H103ZM114 127H116V128H114ZM137 127V128H136ZM141 127V128H140ZM172 127H173V129H172ZM175 127V128H174ZM190 127H192L191 128V130H190ZM196 127V128H195ZM49 128H51V129H49ZM73 128V129H72ZM106 128V129H105ZM111 128H114V129H111ZM131 128H133V129H131ZM137 129V130H134V129ZM139 128V129H138ZM257 128V127H256ZM256 128L254 127V129H252V131H251V133L253 132V133H255V134H257V130H259L258 128H257V130H256ZM48 129V130H47ZM75 129V130H74ZM109 129H111L110 131H109ZM188 129V130H187ZM53 131V133H52V131ZM101 130V131H100ZM140 130H142V131H140ZM192 130H193V132H192ZM83 131V130H82ZM81 131V132H82ZM104 131V132H103ZM134 131H137V132H135V135H134ZM138 131H139V133H138ZM147 133H146V132ZM189 131H191V132H189ZM196 131V132H195ZM58 132V133H57ZM117 132H118V134H117ZM247 132H248V129H247ZM109 133V134H108ZM114 133V134H113ZM136 133H137V135H136ZM145 133V134H144ZM196 135H195V134ZM103 134V135H102ZM111 134V135H110ZM117 134V135H116ZM140 134V135H139ZM105 135V136H104ZM121 135V136H120ZM144 135V136H143ZM147 135V136H146ZM150 135H151V137H150ZM184 135V136H183ZM193 135V136H192ZM79 136V137H78ZM101 136V137H100ZM112 136V137H111ZM191 136V137H190ZM197 136V137H196ZM232 136V135H231ZM110 137H111V139H110ZM119 137V138H118ZM122 137V138H121ZM146 137V138H145ZM149 137H150V140L148 141V139H149ZM184 137V138H183ZM193 137V138H192ZM195 137V138H194ZM87 138V139H86ZM103 138V139H102ZM106 138H108V140H106L107 142H109V143H106L105 142V139ZM118 140H117V139ZM143 138V139H142ZM199 138V139H198ZM234 138V137H233ZM232 138V140H234ZM85 139V140H84ZM93 139V140H92ZM120 139H121V141L123 140V142L121 143L120 142ZM137 139H139L138 141H137ZM153 139V140H152ZM89 140V141H88ZM100 140H104V141H100ZM110 140V141H109ZM116 140V142H114ZM145 140H147V141H145ZM197 140V141H196ZM87 141V142H86ZM112 141V142H111ZM120 142V143H118V142ZM126 141V143L124 144V142ZM137 143H136V142ZM144 141V142H143ZM263 141H264V138H263ZM263 141H261L262 142V146L264 147V142ZM89 142V143H88ZM91 142V143H90ZM93 142V143H92ZM95 142H96V144H95ZM100 142H103V143H105V144H102V143H100ZM127 142L129 143V142H131V144L129 143L128 145H127ZM151 142V143H150ZM202 142H203V140H202ZM234 142V141H233ZM232 142V143H233ZM111 143H115V145L114 144H112L111 146V148H112V150H113V152H107V150L106 149H108L107 147H105V146H109ZM118 143V144H117ZM134 143V144H133ZM144 143H145V145H144ZM147 143H148V147L150 146V144H152V146H153V144H154V148L153 147H150V148H148L147 147ZM192 143V144H191ZM197 143V144H196ZM86 144H87V146H86ZM93 144H95L94 146H93ZM107 144V145H106ZM109 144V145H108ZM120 144V145H119ZM138 144V145H137ZM140 144V145H139ZM194 147H192L191 145ZM198 146V148H197V146ZM89 145V146H88ZM96 145L98 146V147H96ZM102 145V146H101ZM105 145V146H104ZM124 145V146H123ZM132 145L134 146L135 145V147H132ZM143 145V146H142ZM86 146V147H85ZM101 146V147H100ZM115 146H118V147H115ZM119 146H120V148H122L123 149V151H122V149H119ZM137 146H138V149H137ZM140 146V147H139ZM196 146V147H195ZM210 146V145H209ZM209 146H207V147H209ZM233 146H235L233 149H234V151L236 150L237 151V149H236V145H235V143L234 144H232V147ZM88 147H90V148H88ZM98 148L99 149V147L100 148H104V149H100L101 151H99L98 149L96 150V149H94V148ZM114 147H115V149L117 150V151H114L115 149H114ZM125 147V148H124ZM130 147V148H129ZM145 147H147L146 149H145ZM87 149V150H85V149ZM134 148L136 149V151L138 152V155H137V152L134 150ZM145 149L144 151L142 150V149ZM157 148V149H156ZM187 148V149H186ZM192 148V149H191ZM197 148V149H196ZM88 149H90V150H88ZM95 150V153H92L94 150ZM110 149V148H109ZM126 149V150H125ZM129 149V150H128ZM133 149V150H132ZM154 151H153V150ZM162 150V152H161V150ZM189 149H190V151H189ZM193 149L194 150H196V152H194L193 151ZM212 150V154L214 155L213 156V158H216L217 160H216V164L217 165H215V166H211V169L213 170L214 169V171L216 170L217 171V173H219L220 175H222L224 178L223 179H225V183H228L227 184V186L229 185V186H231V185H233V186H231V188L230 187H227V188H223V190L221 191V192H219V193H216V195H215V197H218V198H216V200L220 203L221 201V206H224V202H225V200L227 199V198H229V197H235V195H236V197L237 196H239L238 197V199H240V200H243L242 198H243V196H244V194L242 193V192H244L245 193V191L242 189V187H239V183L237 182V178H236V176L238 177V175H240V169H239V166H240V164L242 163V165L243 166H240V167H243V169L242 170H244V171H242L243 172V176H248L247 177V179H252V181H253V179L255 180V178H254V176H253V174H249V175H246V171H247V169H248V166H249V164H247L246 162H245V160H241L240 158H238L239 156H238V154L236 153V152H234V153H236V154H233V155H236L235 157L232 155H227L226 156V154L225 153H222V152H220L219 151V149H216V147H214V150H213V148H211ZM112 150H110V151H112ZM81 151V152H80ZM84 151V152H83ZM86 151H89L90 152V154H88V153H86ZM98 151H99V153H98ZM125 151L127 152H130V153H132L133 154V159H134V157L135 156H139V155H142V158H144V159H138V160H136L137 161V164L135 165L136 166V168H135V173H134V175L133 176H129V177H127L128 175H125L124 173L127 171V169L131 166V163H132V161H128L127 159V157H126V153H125ZM135 151V152H134ZM143 151V152H142ZM147 151V152H146ZM149 151V152H148ZM153 151V152H152ZM160 152L161 154H159L158 152ZM193 151V152H192ZM216 151V152H215ZM101 152V153H100ZM103 152H105L104 154H102ZM116 154H115V153ZM163 152H164V154H163ZM191 152V153H190ZM219 152H220V155H219ZM86 153V154H85ZM134 153H135V155H134ZM148 154V155H145V154ZM152 153V154H151ZM157 153V154H156ZM195 154V157H194V154ZM222 153V154H221ZM120 154V155H119ZM166 154V155H165ZM217 156H216V155ZM223 154H225V155H223ZM85 155V156H84ZM104 155H105V157H104ZM108 155H110V157L108 156ZM111 155H113V156H111ZM125 155V156H124ZM150 155H152V157H153V159H152V157L150 156ZM157 155V156H156ZM163 157H162V156ZM198 155V156H197ZM222 155V156H221ZM263 155H264V150H263ZM108 156V157H107ZM119 156V157H118ZM121 156V157H120ZM144 156V157H143ZM155 156V157H154ZM160 156V157H159ZM170 158H169V157ZM220 156V157H219ZM225 156V157H224ZM101 157V158H100ZM107 157V158H106ZM114 157V158H113ZM158 157V158H157ZM165 157V158H164ZM194 157V158H193ZM198 157H199V159H198ZM219 157V158H218ZM222 157H224V158H222ZM227 157L229 158V159H227ZM100 158V159H99ZM109 158V159H108ZM125 158V159H124ZM173 158H174V160L176 161H174L173 160ZM190 158V159H189ZM194 160H193V159ZM221 158V159H220ZM89 159V160H88ZM95 159V160H94ZM103 159V160H102ZM106 161H105V160ZM111 159V160H110ZM116 159V160H115ZM120 159V160H119ZM146 159H148V160H146ZM155 159V160H154ZM158 159V160H157ZM169 159V160H168ZM171 159H172V161H171ZM196 159V160H195ZM220 160V162H218L217 163V161H219ZM225 159V160H224ZM230 159H232V160H234V162H231L230 161ZM94 160V161H93ZM122 160V161H121ZM127 160V161H126ZM140 160H142L141 162H139ZM145 160V161H144ZM157 160V161H156ZM193 160V161H192ZM226 160H227V162H226ZM229 160V161H228ZM236 160V161H235ZM237 160H238V162H237ZM89 161H90V163H89ZM102 161V162H101ZM109 161V162H108ZM112 161V162H111ZM150 163H149V162ZM197 161H199V163H197V165H196V163L195 162H197ZM92 162V163H91ZM97 162H99V163H97ZM100 162H101V164H100ZM104 162H106V163H104ZM114 162H116V163H114ZM118 162V163H117ZM124 162V163H123ZM145 162H148V163H145ZM153 162V166L151 165V163ZM155 162V163H154ZM166 162V163H165ZM178 162V163H177ZM190 162V163H189ZM191 162H192V164H191ZM224 162H225V164L226 163H228L229 162V164H224ZM232 164H231V163ZM237 164H236V163ZM244 162H245V164H244ZM110 165L111 163V167H108L109 165ZM121 163H122V165H124V166H122L121 165ZM138 163H141L142 165L140 166V164H139V166L140 167H138L137 165H138ZM234 163V164H233ZM118 164V165H117ZM126 164V165H125ZM149 164L151 165V167L149 166ZM156 164V165H155ZM188 164V165H187ZM203 166H202V165ZM224 164V165H223ZM231 164V166H229V168H228V165H230ZM91 165H96V166H94V168H92L93 166H91ZM98 165V166H97ZM104 166V165H107V168L109 169H105L104 170V167H99V166ZM114 167H113V166ZM120 165V166H119ZM130 165V166H129ZM164 165H167V166H164ZM187 165V166H186ZM191 165H194V166H191ZM206 165H208L209 166V168H208V166H206ZM248 165V166H247ZM146 167L147 169H144V167ZM199 166H201V168L199 167ZM208 168H206V167ZM225 167V168H223V167ZM232 166H234V167H237L238 166V168H235L234 170H232L233 169V167ZM99 167V168H98ZM150 167V168H149ZM170 168V171H169V168ZM203 167V168H202ZM205 167V168H204ZM215 167V168H214ZM227 167V168H226ZM91 168L94 170H91ZM106 168V167H105ZM112 168V169H111ZM124 168V169H123ZM127 168V169H126ZM143 168V169H142ZM153 168H156V169H153ZM167 168V169H166ZM189 168V169H190ZM217 168V169H216ZM221 168H223V170L221 169ZM247 168V169H246ZM96 169H98L100 172H98V170H96ZM100 169H102V172H101V170ZM172 169V170H171ZM200 169V170H199ZM230 169V170H229ZM138 170V171H137ZM152 170V171H151ZM162 170V171H161ZM168 170V171H167ZM198 172H197V171ZM203 170V171H202ZM211 170V171H212ZM223 172H222V171ZM228 170V171H227ZM231 170L232 171H234V173H232L231 174ZM97 171V172H96ZM112 171H114V173H111ZM118 171H119V173H118ZM122 172V174H124V175H122L121 174V172ZM144 172V174L146 175H144L143 174V176H142V172ZM165 171H167L168 173H164ZM215 171V172H216ZM94 172V173H93ZM116 172V173H115ZM139 172H141V173H139ZM173 172V173H172ZM225 172V173H224ZM229 172V173H228ZM100 173V174H99ZM138 173H139V175H138ZM148 173H149V175H148ZM160 173V174H159ZM170 173V174H169ZM195 173V174H194ZM239 173V174H238ZM93 174H95V176L93 175ZM97 174V175H96ZM141 174V175H140ZM168 176H167V175ZM198 174V175H197ZM224 174V175H223ZM226 174V175H225ZM237 174V175H236ZM247 174H248V171H247ZM92 175H93V178H92ZM121 175H122V177H121ZM148 175V176H147ZM229 175V176H228ZM232 175H233V177H232ZM252 175V176H251ZM101 176V177H100ZM111 176L113 177V178H111ZM118 176V177H117ZM135 176V177H134ZM166 176V177H165ZM198 178H197V177ZM231 176V177H230ZM123 177H125L124 179H123ZM138 177H140V178H138ZM144 177H146V178H144ZM148 177V178H147ZM162 177V178H161ZM228 177V178H227ZM235 177V178H234ZM92 178V179H91ZM99 178H101L100 180H98ZM103 178V179H102ZM117 179V182H114V184H112L113 183V181L115 180L116 181V179ZM121 180H120V179ZM127 178V179H126ZM129 178H131L130 180H129V182H128V179ZM135 178H136V180H135ZM138 178V179H137ZM143 178V179H142ZM166 178V179H165ZM172 178V179H171ZM232 178V179H231ZM95 179V180H94ZM112 179V180H111ZM148 179V180H147ZM171 181H170V180ZM236 179V181L234 182V180ZM96 180H98L99 182H100V185H99V183L98 184H96L97 182H96ZM102 180V181H101ZM158 180V181H157ZM166 180V181H165ZM229 180V181H228ZM94 181V182H93ZM124 181V182H123ZM138 181V182H137ZM143 183V185H142V183ZM145 183H144V182ZM148 181V182H147ZM151 181V182H150ZM161 181V182H160ZM233 181V182H232ZM103 184H102V183ZM147 182V183H146ZM170 182V183H169ZM195 182V185H197L198 184V182L195 180L194 181ZM224 182V181H223ZM237 182V183H236ZM123 183V184H122ZM129 183V184H128ZM135 183V184H134ZM139 183H141V184H139ZM153 183V184H152ZM172 183V184H171ZM231 183H233V184H231ZM93 184V185H92ZM94 184H95V186H94ZM104 184H106V185H104ZM107 184H109L108 186H107ZM118 184H121V185H118ZM131 184H134V186L135 187H133V185H131ZM146 184H148V185H146ZM168 184H170V185H168ZM237 184H239L238 186H237ZM102 185H104V188H103V186ZM115 185V186H114ZM131 185V186H130ZM139 185V186H138ZM155 185V186H154ZM157 185V186H156ZM158 185L161 187V188H165V190L164 189H162L163 191H164V193L163 192H161V195H159L160 194V191H161V188H158ZM8 186V185H7ZM6 186V187H7ZM99 186V187H98ZM102 188H101V187ZM147 186V187H146ZM149 186H151L152 187V189H153V192H152V190H151V187H149ZM167 188H166V187ZM198 186V185H197ZM236 186V187H235ZM241 186V185H240ZM94 187H95V189H94ZM115 187V188H114ZM120 187V188H119ZM131 189H130V188ZM149 187V188H148ZM155 188V190H154V188ZM171 189H170V188ZM99 188H101V189H99ZM108 188H109V190H108ZM119 188V189H118ZM121 188H123V190L121 189ZM124 188H126V190H124ZM156 188H158V189H156ZM234 188V189H233ZM14 190V191H16V189L18 190V191H20L18 188H17V186H16V184L15 185H10V186H8V189L7 188H5V190H7V192H8V190ZM94 191H93V190ZM97 189H98V191H97ZM121 189V190H120ZM149 189V190H148ZM160 189V190H159ZM167 189V190H166ZM170 189V190H169ZM173 189V190H172ZM225 189L227 190V191H225ZM239 189H241V190H239ZM99 190H100V192H99ZM103 192H102V191ZM119 190V191H118ZM128 190H129V192H128ZM233 190H235V192L233 191ZM238 191V193H236L237 191ZM243 190V191H242ZM91 191H93V192H91ZM97 191V192H96ZM122 191H124V192H122ZM127 191V192H126ZM147 191V192H146ZM151 191V193H149ZM155 191H157V192H155ZM167 193H166V192ZM168 191H169V193H168ZM230 191V192H229ZM103 194H102V193ZM106 192V193H105ZM114 192V193H113ZM173 192V193H172ZM226 192H228V193H226ZM241 192V193H240ZM127 193V194H126ZM158 193V194H157ZM230 193V195H228ZM235 195H234V194ZM81 194V193H80ZM102 194V195H101ZM109 194V195H108ZM112 194V195H111ZM121 194H125L124 196L123 195H121ZM155 194H156V196H155ZM166 194H167V196H166ZM174 194V195H173ZM217 194H219L218 196H217ZM220 194H222V195H220ZM8 195V193L7 194H3V195H0V204L3 202V200L4 199H6L5 197ZM96 195V196H95ZM115 195H117V197L115 196ZM126 195H129V196H126ZM146 195V196H145ZM151 195H154V196H151ZM158 195V196H157ZM169 195V196H168ZM224 195H225V197H224ZM227 195V196H226ZM119 196V197H118ZM135 198H134V197ZM150 196V197H149ZM159 196L161 197L162 196V198H160L159 199ZM229 196V197H228ZM127 197H129V198H127ZM138 197V198H137ZM169 197V198H168ZM224 197V198H223ZM137 198V199H136ZM167 198V199H166ZM220 198V199H219ZM34 199V198H33ZM33 199H30V200H33ZM134 199V200H133ZM42 200V199H41ZM220 200V201H219ZM15 201H18V199L16 200L15 199ZM14 201V202H15ZM161 201V202H160ZM224 201V202H223ZM31 202V201H30ZM168 202V203H167ZM261 203V202H260ZM40 204V205H39ZM38 205L39 206H43V204H41V203H39ZM245 204V203H244ZM247 204V205H246ZM246 204L244 205V209L245 208H247V209H245L244 211L246 212V217H248L249 215L251 216L252 215V217H250V218H246L244 221H245V225H246V228H247V230L249 231L250 229H254V228H256V232L257 231H259L258 232V237H259V239L260 240H262V242H264V239H262V237L264 238V223H262V222H264V220H263V217H264V213H262V212H260L259 213V211H261V210H263L262 209V207H261V205H259V204H257V203H253L254 204V206L255 207H253V204H251V206H250V204H249V202H246ZM199 205H201V204H199ZM257 205V206H256ZM259 205V206H258ZM170 206V207H169ZM247 206V207H246ZM249 206V207H248ZM250 207H251V209H250ZM258 207V208H257ZM261 207V208H260ZM253 208V209H252ZM51 209L53 210L54 208H52V206H51ZM10 210H12V209H10ZM247 210H248V212H247ZM254 210H255V212H254ZM169 211V212H168ZM166 212V213H165ZM173 212H175L174 214H173ZM250 212V213H249ZM257 212V213H256ZM249 215H248V214ZM258 215H256V214ZM165 214H167L168 216H170V217H167V215H165ZM177 214V215H176ZM179 214V215H178ZM185 214L187 215V216H185ZM190 214V215H189ZM261 214V215H260ZM183 215H184V217H183ZM192 215H195L196 217H194V216H192ZM253 215H254V217H253ZM55 216V215H54ZM180 216V217H179ZM257 216V217H256ZM191 217H194L193 219L191 218ZM260 217V218H259ZM55 218H56V220H57V217L55 216ZM133 218V217H132ZM188 218V219H187ZM195 218H196V220H195ZM251 218H253V219H251ZM174 219V220H173ZM185 219V220H184ZM248 219V220H247ZM256 219V220H255ZM142 220V221H141ZM144 220H145V222H148V220L147 219H145V217H142L139 221H141L142 223L144 222ZM178 220H179V222H178ZM182 220H184V221H182ZM191 221V222H190ZM193 221V222H192ZM194 221H196V222H194ZM249 221V222H248ZM252 221V223L250 224V222ZM256 221V223H257V221H258V224H256V223H254ZM59 222V221H58ZM185 222H186V224H185ZM247 222L249 223V224H247ZM261 222V223H260ZM57 223V222H56ZM115 223H117V222H115ZM175 223H177V224H175ZM182 224V226L181 225H179V224ZM189 223H190V225H189ZM111 224V223H110ZM129 223H126V225L127 226H129L130 227V225H128ZM196 224V225H195ZM255 224V225H254ZM59 225H61V224H59ZM117 225H119L118 227H120V224H119V222L117 223ZM180 227H179V226ZM248 225V226H247ZM258 226V228H257V226ZM261 225V226H260ZM62 226V228H64V230L65 231H67V233H70V232H72V231H70V229L66 226V225H61ZM66 226V227H65ZM186 226H187V228L188 229H186ZM183 227H185V229H183ZM190 227V228H189ZM250 227V228H249ZM251 227H254V228H251ZM260 227V228H259ZM261 227H263V228H261ZM61 228V227H60ZM199 228V227H198ZM233 228V227H232ZM232 228H231V230H232ZM249 228V229H248ZM56 229L57 230H60L57 226H56ZM129 229H131V227L129 228ZM187 230V231H186ZM191 230H192V232H191ZM75 231V230H74ZM263 233H262V232ZM77 232V231H76ZM188 232H190V234L188 233ZM194 232H196L195 234L198 236H196L195 235V237H194ZM78 234H79V236L78 235H75V236H73L72 238L75 240V242L74 241H72L71 239L72 238H70L69 239V236H68V234H66L67 235V237H65V239L63 238L64 236H62L61 237V239H64L65 241L66 240H71L73 243H75L76 244V248H77V250L74 252V253H71V255L69 256V258H64V260H60L59 258H57V257H50V258H48L47 259V262H45V264H87L88 262V264H90V262H91V264H93V262L94 261H89V260H91L90 258V256H89V251H88V249H83L82 247H80L79 246V242L83 239V237H82V235L79 233V232H77ZM123 233V232H122ZM192 233V234H191ZM198 233V234H197ZM50 231L48 230V228H46V227H43V226H35V224H34V222H29V221H23V220H20V219H18V218H15V215H12V214H9V213H3L2 211H0V254L2 253V252H4V254H6L8 257H10L11 256V258H19V257H21L22 255H28L27 256V264H34L35 263V260H34V258H33V260H32V257L30 256V251H31V248L35 245V244H37V243H39V242H42V241H44V240H48L49 238H50ZM120 234V233H119ZM188 234V235H187ZM261 234H263V235H261ZM121 235L122 234H120V235H118V236H120L121 237ZM191 235V236H190ZM239 235V236H238ZM71 236V235H70ZM261 236V237H260ZM194 237V238H193ZM198 239H197V238ZM200 237V238H199ZM204 237V238H203ZM239 237V238H238ZM61 239H59V240H61ZM202 239V240H201ZM63 240V241H64ZM201 240V242H199V241ZM77 241V242H76ZM203 241V242H202ZM67 242V241H66ZM72 242H68V243H72ZM197 242V243H196ZM198 242L200 243V244H198ZM217 242V241H216ZM59 242L57 241V244H58ZM56 244V245H57ZM201 244H203V245H201ZM59 245V244H58ZM57 245V246H58ZM62 245H64V244H62ZM202 247H201V246ZM212 245V244H211ZM244 245V246H243ZM216 246V247H215ZM243 246V247H242ZM214 247V248H213ZM243 248L242 250L241 249H239V248ZM215 248H217V249H215ZM200 249H202V251L200 250ZM210 249V250H209ZM237 249V250H236ZM241 251H239V250ZM82 252H80V251ZM216 250V252H215V254H212V253H214V251ZM233 250V251H232ZM78 251V252H77ZM211 251H213V252H211ZM232 251V252H231ZM236 251H238L237 252V254L236 253H234V252H236ZM59 252H61V251H59ZM72 252V251H71ZM80 252V253H79ZM211 252V253H210ZM218 252V253H217ZM230 253V256H228L229 254L228 253ZM61 253H64V252H61ZM80 254V255H79ZM178 254V255H177ZM182 253H179V252H176V254H174L173 255V257H174V260L175 261H177V260H182L183 261V259L184 260H186L187 258H184L183 256H179V255H181ZM207 254V255H206ZM228 256V257H225L226 255ZM232 254V255H231ZM235 254V255H234ZM203 255V256H202ZM211 256V257H209V256ZM213 255V256H212ZM217 255V256H216ZM81 256H83V257H81ZM189 257H188V259L192 256H194V255H188ZM221 256V257H220ZM178 257H180V258H178ZM204 257V258H203ZM209 257V259H207ZM217 257V258H216ZM218 257H220L219 259H218ZM224 257V259H228V261L229 262H226L224 259V261L222 260V258ZM177 260H176V259ZM207 260H206V259ZM213 258H215V259H212ZM230 259V260H229ZM233 259V260H232ZM239 259V258H238ZM206 260V261H205ZM210 260L212 261V262H210ZM215 260V261H214ZM28 261L30 262V263H28ZM31 261H32V263H31ZM46 261V260H45ZM209 263H208V262ZM220 261V262H219ZM237 261H239L238 263H237ZM86 262V263H85ZM264 262V261H263ZM4 262H2V264H3ZM41 262H37L36 264H40ZM95 264V263H94ZM113 264H115V263H113ZM217 264V263H216ZM256 264H258V263H256ZM259 264H263V263H259Z\"/></svg>",
  "mask_w": 264,
  "mask_h": 264
},
{
  "label": "built area",
  "instance_id": "obj_3",
  "mask_svg": "<svg viewBox=\"0 0 264 264\" xmlns=\"http://www.w3.org/2000/svg\"><path fill=\"white\" fill-rule=\"evenodd\" d=\"M24 197L20 196L19 200L15 202L14 200L10 202L7 199H4L2 202L3 207H0V210L3 213L6 212L9 214L15 215V218H18L20 220L34 222L36 227L37 226L46 227L50 231V234H49L50 238L48 240H44L42 242L35 244L31 248V251L29 252L30 256L38 261H42L51 256L57 257L60 260H64V258H69L71 253H68V254L61 253L57 250V245H56L57 241L61 239V236H64L63 238L65 239V237H67L66 234H68L69 238H72L75 235L79 236V234L76 231H73L72 229H70V231L72 232L67 233V231H65L61 225H58L59 223L57 222L54 216L56 213L52 211L51 209V206H53L54 209L57 208V206L55 205L56 203L53 202V200L50 201L49 203H45L43 206L37 207V208H40L39 210H31L32 207H30L31 205L29 204L33 202L36 205V203H39V202H37L36 200H31L30 202V199H28V197L26 198ZM73 217L75 218L73 219L70 218V220L73 223L79 221V225H80L81 222H80V217L78 216V213H76L75 216ZM56 226H58L60 230H57ZM71 240L75 242L73 238Z\"/></svg>",
  "mask_w": 264,
  "mask_h": 264
},
{
  "label": "snow or ice",
  "instance_id": "obj_4",
  "mask_svg": "<svg viewBox=\"0 0 264 264\" xmlns=\"http://www.w3.org/2000/svg\"><path fill=\"white\" fill-rule=\"evenodd\" d=\"M137 3L140 0H136ZM64 0H60L57 3V0H52V4H55L56 8L63 7ZM95 4L97 7L104 8L106 7L109 11L113 7H116L119 11L120 9H132L133 3H125V0H87L85 4V10H91L92 5ZM52 5L45 3V0H11V3L8 7L16 10L21 15H26L28 13L35 14L34 10H39L42 14L45 8H50ZM80 0H76L75 7L79 9ZM69 7H73L72 4H69Z\"/></svg>",
  "mask_w": 264,
  "mask_h": 264
}]
</instances>
